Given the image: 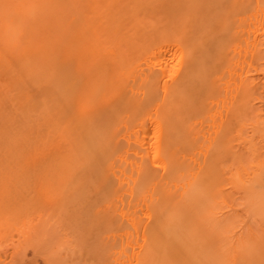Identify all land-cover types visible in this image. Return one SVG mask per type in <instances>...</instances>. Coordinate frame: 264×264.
Wrapping results in <instances>:
<instances>
[{
  "label": "bare ground",
  "instance_id": "1",
  "mask_svg": "<svg viewBox=\"0 0 264 264\" xmlns=\"http://www.w3.org/2000/svg\"><path fill=\"white\" fill-rule=\"evenodd\" d=\"M15 1L13 2L12 7H15V5L17 4L16 5V9H18L20 7V5H21V7H20L21 11H26V10L28 11V7L23 8L24 10L22 9V7H23L22 4H24L23 3L24 1L21 2L22 4L20 3V0H17L16 1L17 3H15ZM39 1H40L39 2V4H40L41 0H39ZM65 1H67V0H65ZM4 2L5 3H2V1L0 0L1 6H2V7L0 6L1 7L0 8L1 9L0 10V26H1V24L3 26L4 22L5 23L9 22V23L13 24L12 23L13 20H14L13 16H15V13H17V11L15 12V9H11V7H8L9 11H7L8 10L7 9V5H5V7L3 6L6 3L10 4V2H11L10 0H7V1L4 0ZM42 2H44V1L42 0ZM105 2L106 1L104 0V3ZM222 2H224V4H220V5L221 6L225 5L224 8H222L224 11L223 10H219V11H217L219 13H216L213 10L216 13V15H214V17H210L208 15L209 11L207 12V15L210 18H212V20H213V23H212L213 26L211 25V23H209L208 26L206 25L207 28L205 29V32L200 33V34L197 35L194 32L196 29L194 30L193 26H192V27H189V28H192L194 30L193 32H191L193 34H190V31H192L190 29H189L190 30L189 32L187 30L186 33L184 34L185 36H187V39L185 38V36H182L183 34L181 32L180 34H178V38L176 36L173 37L175 39L173 41L171 40L170 43H168V42L165 43L164 42V41H166L164 37L167 35L168 32H166V35L164 34L165 36H163L162 33H161L162 37L164 38V41L162 40V37L160 38L161 40H159L158 39L160 37L159 36L157 38V42L162 41V43H159V44L155 43V47L154 48L152 47L153 49L150 48L149 46H147L148 43L151 42L150 40H148L149 38H147L148 42L144 41V43L147 44V45L145 44V47L146 48L149 47L151 49V52H150V49H148V48L146 49L144 46H142L143 47L142 50H144V52L143 51L140 52L139 47L137 48L135 46L134 49L135 50H137V49L139 50L137 52V54L139 52L141 53V58H140L139 54H138V57L141 60L145 57L144 60H142V63L140 62L141 60L134 61V59H132L134 62L130 61L129 62L130 64L128 63V65L130 67L126 66L124 68V66L127 64V60L124 58L126 60L125 61L123 58H121L122 54L120 53V51L122 52L121 49L123 48V45L120 46V47H122L121 49H119L120 48L119 45H120V42L123 41L121 36L124 37L126 35L124 40H126V39L129 40V38H128L129 36H127V35H129V32L132 31L131 29H130L131 31L129 30V32H128L126 30L123 31V29H126V28H122V32H124L123 34H125V35L122 34L120 37L118 35H120L119 33H121V31H119L118 34H117V32H115L117 39H118V37L120 38L119 45L116 44V43H113V44L109 45V47L111 46L110 49L108 47L109 52H108V50L106 48H105V50L102 49V44H101V50H103V52L106 51L105 54H106L107 59L109 58V55H112V57H113V55H114V51L113 50L114 49L116 51L115 53H117V51H118V53H120L118 55V57H119V60L122 62V64L120 62H118V64L120 63L122 65V69H121L122 71H124L125 69L126 70H125V72H121V70L119 69L121 73H118V75L121 74V75H123L125 77L126 75L128 76V74H129L128 72H131V74H129V75L133 76L132 78L134 79V81L137 80L138 83H140L139 80L143 81V83L141 82L143 87H146L145 85H147L149 87V89L146 87L147 91L143 87H138L137 84H136L137 81L136 82L131 81L132 84L134 83V86L132 88V85H131V90H130L127 85L124 86L125 82L123 81L124 79L122 80V78H124L123 76H122L121 80H120V76H119L118 79L115 80V78H116L115 76L118 77V75L115 74L116 72H114L115 75H112L114 77L111 78L108 75L109 78L107 79L106 78L107 75H106L105 76V80H104V79H102L104 74L101 75L100 73L102 72V70H99L98 68L94 72L96 74V71H97L96 77L94 76L95 74L93 73L94 69H92L93 70L92 71V70H89L90 68L87 69L85 67L84 69L85 70L87 69V71L88 70L91 71V74L90 73L88 74L89 71L88 72L87 71L86 72L82 71L83 72L82 74L85 75V77H86L85 79H83L84 83L82 81V78L81 77L79 78V76H76V78L78 79V80L76 79L77 81L74 82V81H72V79H70L72 81V82H70L69 78H70V76H72L71 73L73 74L72 70L75 69V68L72 69V67L69 66V62H68L69 59L67 57L70 58V55H69L70 51H68L67 57L63 58V60L60 59V60L63 61V62L60 61L61 64L60 63L58 64L57 62H55L58 59L53 62L55 67H59L57 69V71L55 70L56 68L53 69V67L49 68V66H47L52 71L51 73H53V72H55V73L51 74L49 72V74H47L48 73V69L46 67H44V68L47 69V72L45 73V74H47V77H45L47 79H45L44 76L41 75V74H44V72H41L40 75H39L38 70H41V69H37L36 68V67H38L37 65H39L41 63V61H40L39 64L36 65V64H34V61L37 63L38 60L33 59V58H32V60L31 59L27 60L26 58H25L26 60L24 59V57H26V55H27L25 53V52H27V48L24 49V47L23 48L19 47L21 52L19 51V54L18 53L16 54L17 59H16L15 55L14 56L12 55V57H15V62L11 61V63H13V65L17 66L16 62H18V65H20V66H22L21 64H23L24 61L29 62V63L31 62L30 64L27 63L28 64L27 66H29V67H27V72H31L30 70L28 71V68H34L35 67L37 69L36 70L37 73H35L36 71L33 72V70H32V72H33L32 75L33 76L31 75V73H29V74L25 73V75L24 74L22 75V73L24 71L20 72V74H18L19 70H21V69L18 68V67L15 68V66L13 67V65L10 62H8L7 63V67L9 66V68H10V66H12L13 68H15V69H13L11 67L13 70H16L18 68V71H15V73L13 72L12 69H10V73L12 72V74L13 73L16 74V72H18L17 74L19 76L16 74L17 77H14L15 75L13 74V79H11L12 76L9 75L10 73L8 72L9 73L8 74L6 72V74L8 76H6V74H5L6 77L4 79L8 82L7 83L8 85L6 84V81H3V79L0 77V79H2L1 82H3L2 88L6 87L5 88V91H6L5 93H7L8 90L10 91L11 88H12V93L22 89V88H20V89L18 88V90H16L17 86L15 85L16 86L15 87L14 84L18 80L21 82L24 79L23 76H28L27 78L30 77L29 80L31 79V81L33 83H35V84L38 83V85H37L38 87H39V85L42 86L44 83H47L46 84L47 87L44 86L43 88L39 87L37 89H35L36 86L35 87L32 86V85H34V84H32V82H30L29 85L27 84L26 86L25 85L22 86V87L25 88V91L23 92L25 95L23 97L26 96V98L28 100L27 102H31L32 103L33 101H35V102H33L34 105L29 103L30 106L32 105L31 107H33L34 111L31 110V107L28 104L27 105L30 107L28 110H30V111H28L26 109H24V110H26L25 112L28 111V113H30L31 111L33 113L36 112V111H40L39 113H36V115L37 114H42L41 117H43L44 119L41 118L40 115H39V119L42 120V122L40 120H37L38 119V117H37L38 115H37L35 117L37 118L36 121H37L38 124L36 125L35 124L36 122L34 123V118H33V123L36 126H38V127L40 126L39 128H41L40 131H42L43 135H44V132H45V130H43V128H42V127H44L42 125L43 122H45L44 124H47V123L49 124L50 121L51 122L54 121V125L52 123L51 126H49L50 124L47 126V128L49 127V129L45 128V129H47L46 132L48 134H49L50 130L52 129L51 130L52 132L50 133L51 135H48L47 137H49V136L53 137L54 134H55V136H54L55 138L53 137V141L51 140L52 138L49 137V140H50L49 145L46 144L47 142H45L43 140L44 138H42L43 135L41 136L40 140H41V144L44 145L43 147H45V145L46 146L48 145L47 147L44 148L47 151L48 156L50 157L52 155V153L55 156L54 155H53V157L51 156L50 158H52V159H50V162H46L45 160H43L42 154L37 153L34 150V152H32L33 155L35 153H37L35 156H37L38 159L40 157L41 158L39 160L37 159L38 162L35 165L30 164V163H32L31 158L33 157V155H30V150L34 146H31L29 144V141H30L31 138H33L34 140L38 139V141L40 142L38 136H37L38 138L35 137L36 139L33 137L32 134H34V133L30 132L31 135H29V138L32 136L30 139L27 137L28 135L26 136V134H28V132L32 128L28 132L25 133V131L24 132L22 131V130L25 129L23 127L24 124H22L20 121L19 122L17 121L18 122L17 124L19 125V126H17L15 120H18V119H15V120L12 119V120H14V122L16 124V125L15 124H13V125H15V127H17L16 129L19 132H20V129H19L20 127H21V129L23 127V129L20 132L21 133L20 136L18 134V137L20 139L16 138L17 136H15L16 135L15 130L12 131L11 129H9V131L11 130V132H15V134L12 133V137H13V135H14V137L12 139H9V138H11V136L9 137V134H10L9 131H5V128H4V130H1L3 128H2V126H0L1 127L0 128V134H1L0 135V140L2 138L1 141H3V143L1 142L2 144L0 143L3 146V147L0 146V149H2V148L4 149V146H5V149L9 147L7 151L4 149L5 153L6 152L8 153V154L6 153L7 155H5V153L3 152L5 158L7 159V160L5 159L6 161H5L4 165H3L4 167L2 166V164L0 165V213H4V216H6L5 217L6 219L4 218L5 219V222H4L3 221L4 220L3 219L4 216L2 214H0V220H1L0 221V231H1V229L4 228V232H5L4 234H6L7 232H9V228L10 229L12 228L13 232H11L9 234V236H12V237L7 236L8 233L5 235V236H7L9 238L8 239L9 242H10V238H14L13 236H16V235H14V232H17V231L20 232L21 231L20 235L22 236V237L19 236L21 238L16 237V242L13 239L14 242L12 243V241H11L12 245L10 246L5 241H3L6 238H5V236H3L4 239H2L1 236H2L3 232H0V240L3 241V244L6 245V248H7L6 249L5 247H3L4 246L3 244H2L3 246L0 245V248H5L6 249V250L0 249V264H52V261L55 262L52 259L53 257L52 258L51 257L50 258L47 257V258H45V260H44V257H43L42 260H44L45 262L43 261L41 263L38 260L40 258V256L37 254V256H39L38 259L36 258V256H34V255H36L35 251L37 249L41 250L42 247L44 246V244H43L44 242L42 243L41 241H45L44 239L46 238V235H48V233H47L48 229L47 228H49V226L53 227V225L60 226V229H63L64 231H66L65 235L66 234H69V235L71 234V232L67 231V229H70L72 231V236H74L77 233L76 235L79 236L77 238V240H78V243H80V244L74 245V247L78 246L79 248L78 247H76V248L78 250H80L79 251L80 253H81V250L85 251V249H88V253L90 252V250H92V246L93 245H90L91 243L87 244V242H86V241H88V243H89L90 239H92V240L94 239L93 241L92 240L90 241V242H92V244L96 240H98L99 242H98L97 246L101 247V245L105 244L104 246H102V249H100V247L95 246L94 250L97 251L96 254H93V252H95V251L92 250L93 251L92 255H94L97 258L99 257V260H96L97 261L96 264L97 263L98 264L99 263L100 264H108V263L109 264H223L224 260H227V264H231V263H235L236 264V262L240 263L241 261L243 262V263L241 262L242 264H245L244 262L247 260V258L248 259L250 258L249 260L254 258L255 254L252 253V255H253L252 256L251 252H249L248 255H245L246 257L248 256L247 258L244 257V254H243V257L241 258V261H239L237 259V257L240 258V256H238L239 254L242 256V253H241L242 251L239 250L240 251L239 252L237 249L243 248L242 245L244 244V242L246 243V245H249V240H247L246 237H244L245 235L242 236L243 230L245 231L247 229V227H246V225H244L243 230H241L242 229L241 228L242 227L241 226V224H242L241 222H243L241 220H240L241 221L240 222L241 223L240 224L241 227L239 225H238L239 227L236 226L238 224V222L235 225L233 223L229 222V224L233 225V227L230 226V227H232L231 228L232 231H229L230 227L228 228V226H226V225H227L229 220L233 222L236 219L235 218L233 220V218H234L233 213H234V211L237 208L235 207L236 203L234 201H229L230 198H228L229 196H227V195L228 194L231 195L230 193L236 194V192H238L237 193V197H238V195H241L240 197L243 198V195H244V197H246V198L245 199L243 198V199L246 200L248 198L246 193H248L250 195L249 192L252 193V192L258 190V189H256V187H254L255 186L254 184L258 183V185H256L258 187H259V183L264 186L263 182H261V180L264 179V0H231L230 1L231 3L229 2V0H228L227 3H226V0H223ZM145 3H146V1H145ZM148 3H150V1ZM11 4H12V2H11ZM35 4H37V3H35ZM66 4H68V3H66ZM87 4H89V3H87ZM99 4H101V3H99ZM102 4H103V2H102ZM139 4H140V2H139ZM216 4L218 5V7H216V9H219L221 7V6L219 7V2L216 3ZM18 5H19V7H18ZM25 5L26 4H24V7H25ZM75 5L76 4L74 3V6ZM92 5H93V3H92ZM95 5H96V3H95ZM137 5L138 4H136V6ZM43 6H45V4ZM51 6L54 7L53 5H51ZM55 6H56V4H55ZM140 6L142 7L143 5H140ZM63 7H64V9H67V8H65V6H63ZM68 7H70V5ZM87 7L85 6L86 9H88ZM213 7L215 8V6H213ZM225 7H226V9H225ZM95 8H97V7H95ZM134 8L136 10V7H134ZM137 8H138V6H137ZM38 9H40V7H38ZM38 9H34L33 8V11L34 10L37 11ZM42 9H45V8L42 7ZM48 9H49V7H48ZM50 10H48V11H50ZM226 10L229 11V12H227ZM2 11H3V13H2ZM51 11H53V10H51ZM75 11H76V9H75ZM6 12H8L9 14L6 13ZM4 13H5V15H4ZM80 13H81V11H80ZM103 13H104V11H103ZM103 13H101V14H103ZM204 13L202 15L201 14L200 15L203 16ZM210 13H212V11ZM6 14H7V16H6ZM38 14H40V13H38ZM70 14L68 13V15H70ZM88 14H89V12H88ZM45 15H44V17H45ZM76 15L74 17H76ZM82 15H84V14H82ZM207 15L206 14L204 15L205 18H208ZM2 16H3V18H2ZM18 16L19 15H17V18H18ZM21 16H23V15L21 14ZM211 16H212V14H211ZM35 17H36V15H35ZM35 17H34V19H35ZM49 17H51V16H49ZM64 17H65V15H64ZM64 17L62 16L63 20L65 19ZM87 17L88 16H86V18ZM94 17L96 18L95 15H94ZM94 17H88V18H90L91 22L95 23L96 19H98L99 16L95 19V21L94 20L92 21L91 18H94ZM130 17H131V15H130ZM11 18H13V19H11ZM17 18H16L15 21H17ZM59 18H61V17H59ZM103 18H105V17L103 16L101 21L104 20ZM197 18H201V17H197ZM4 19H6V20H4ZM24 19H25V17L23 16L22 19H21V23L25 22L27 20V19L26 20H24ZM44 19L45 18H43V21H44ZM99 19H100V17H99ZM203 19L204 18H202L201 20H203ZM10 20H12V22H10ZM40 20H41V18H39L38 22ZM50 20H51V18H50ZM74 20H77V19L74 18ZM2 21H4V22H2ZM18 21H19V19H18ZM59 21H58V24L61 23ZM68 21H70V23H72L73 18H72V21L71 20H67L66 22H68ZM105 21H108V20H105ZM105 21H104V23H106ZM120 21H122V20H120ZM129 21L132 22V20H130V19H129ZM41 22H42V20H41ZM41 22H40V24H41ZM51 22H53V21H51ZM189 22H191V21L189 20L188 23ZM207 22L208 21H206V23ZM210 22H212V21H210ZM5 23H4L3 27L2 26L0 27V35H1L0 39L3 38L5 40V41L2 40L3 43H2V41H0L1 45L5 44L4 45V49H7V47H8V49L10 47H11V49H13L16 46L18 48V43H17V40H18L17 37H19L18 33L16 32V34L18 36L15 35V33H13V32H15V28H14V30H12V28H10L13 25L10 24L11 26H9V23H8V25L7 24L5 25ZM73 23H74V21H73ZM98 23H97V25H98ZM142 23L139 24L141 27L143 26ZM201 23H203V21ZM54 24H52V27H53ZM58 24H57V26L59 27ZM75 24L77 25V21H75ZM75 24L74 25H69V23H68L69 26L77 27ZM78 24H79V22H78ZM90 24H87V26H88L87 30H89V32L92 33V31H90V30H92V26L93 25L92 24L90 25ZM100 24H101V22H100ZM61 25H62V23H61ZM89 25H90V27H89ZM139 25H137V26L139 27ZM8 26H9L10 32H12L13 35L17 36L16 37V39H17L16 41H15V39H13L14 36L11 35L12 33L8 32V30H9ZM98 26H97V28H98ZM30 27H31V23H30ZM65 27H64V31L67 30V29L65 30ZM80 27L83 28V26H79V28ZM104 27L105 26H103L101 28V29H103V31H104ZM197 27H198V25H197ZM197 27H195V28H197ZM201 27H202V25H201ZM35 28H36V26H35ZM54 28H56V27L54 26ZM59 28H61V26ZM62 28H61V30H62ZM107 28H110V27H107ZM173 28H175V27H173ZM33 29H34V27H33ZM140 29H143V27L140 28ZM140 29H139V31H140ZM2 30H4V31H2ZM5 30L7 31V34H6ZM36 30H37V28L35 29V32H36ZM81 30H83V29H81ZM98 30H100V28ZM16 31H17V29H16ZM37 31L39 32L40 30H37ZM60 31H58V33ZM93 31L95 32V29H93ZM125 31H126V33L127 32L128 33L126 34ZM164 31H163V33H165ZM171 31L173 32V29ZM68 32H70V31L68 30ZM68 32L66 33V36H67ZM178 32H176V34ZM30 33H31V31H30ZM33 33H34V31H33ZM40 33H41V31H40ZM40 33H38V34H40ZM42 33H44V32H42ZM64 33H62V34L64 35ZM140 33H137V34L139 35ZM142 33H144V32H142ZM142 33H141V35H142ZM155 33H154V35H155ZM187 33H189V35H191V37L194 36V33H195V35H197L196 36L197 37V39H196L197 45H193L195 43L192 42V41L195 40L194 39L195 36L192 37L194 40L191 39V38H189L190 39L189 40ZM9 34L12 36L11 39H10V35ZM38 34H37V36H39ZM76 34H78V32H76ZM88 34H87V36L84 34V37H86V39L88 38ZM137 34H135V35L137 36ZM176 34H174V35H176ZM202 34L204 36L206 34V36L204 37V36H202ZM3 35H5V36L7 35L6 38H4ZM34 35H36V34L34 33ZM43 35H46V34H43ZM70 35L72 36V34H70ZM90 35H91V38L93 37V38L97 39V37H98V34L96 32H95V35H94V33H92ZM169 35H171V34H169ZM174 35L172 34V36H174ZM66 36H65V38H66ZM79 36L80 35H78V38H80V39L83 38V37L81 38ZM99 36H100V34H99ZM179 36H181L183 38H181ZM72 37H74V39H75V36H72ZM114 37H113V39L115 40ZM130 37H131V34H130ZM203 37L205 38L206 41L205 40L202 41ZM139 39H140V35H139ZM170 39L171 38H168V41ZM198 39H199V41H198ZM7 40H10V42L7 41ZM54 40H56V39H53V41ZM63 40H66V39H63ZM63 40H62V42H63ZM69 40H66L65 42H68ZM76 40L80 41L79 43L82 44L81 40H78V39H76ZM128 40H127V42H130V40L129 41ZM131 40H132V38H131ZM39 41H40V39H39ZM46 41H48V40H46ZM77 41H76V43H77V46L79 47ZM28 42H27V45H28ZM65 42H64V44H65ZM94 42H96V41L94 40ZM111 42H113V40ZM114 42H116V41H114ZM127 42H126V44H127ZM198 42L200 44H198ZM203 42L204 43L207 42V43L204 44ZM10 43H12L13 45L10 44ZM34 43L36 44V41H34ZM91 43H92V41L90 42V44L89 43H87V44L91 45ZM189 43H191L192 46L189 45ZM19 44H21V43H19ZM42 44H43V42H42ZM50 44L51 43H49V46H50ZM53 44H55V43H53ZM73 44L75 45V43H72V45H71L72 47L74 46ZM84 44L85 43H83L81 45V47ZM98 44H100V42ZM114 44H115V48H114ZM121 44H124L125 47L127 46V45H125V41H123V43H121ZM141 44L142 43H140V45ZM151 44L154 45L153 42ZM24 45H22V46H24ZM40 45H41V43H40ZM43 45L45 46V44H43ZM46 45H48V44H46ZM55 45H57V44H55ZM198 45H200V46H198ZM12 46H13V48H12ZM31 46L33 48V46H36V45H32L31 44ZM95 46H94V48H95ZM204 46H205V48H204ZM40 47L37 46L38 49H40ZM52 47H51V49H52ZM86 47H87V45L84 47V50H86ZM90 47L92 48V45ZM142 47H140V48H142ZM195 47H196V49H195ZM2 48L3 47H0L1 52L3 50ZM57 48H58V46L56 48L54 47L53 51L56 50ZM61 48H62V52H64L63 51V45L61 46ZM64 48H65V46H64ZM73 48H75V47H73ZM111 48H114V49H111ZM116 48H118V49L116 50ZM38 49H36L35 51H37ZM87 49H89V46H88ZM128 49H129V47H128ZM145 49L148 50V51L146 52ZM40 50H38V51H40ZM47 50H49V49L47 48ZM69 50H71V52H72V48L71 47L69 48ZM75 50H76L75 52L73 51V55L71 54L72 58H70L69 61H70V63L73 62L71 64L72 66H73V64H74V66H75V64L78 65L79 64L78 62H80L81 64H79V65L82 67V66H84L83 62H85L84 59L87 61L86 55H85L87 50L85 52L84 50L80 49V47L76 48ZM94 50H93V52H94ZM3 51H5V50H3ZM35 51H33V52H35ZM1 52H0V63L2 64L3 61L1 59H3V57H4V60L6 61L7 60L6 59L7 55L4 52H2V54H3V57H2ZM47 52H49V51H47ZM54 52L51 51V53H53V55H54ZM58 52H59V50H58ZM93 52H89V54H91V53L93 54ZM95 52H96V50H95ZM103 52L101 51L99 53V54H101L100 58H99V54H95L96 57H98V61H96V60L95 61L97 63L103 65V68H107V70H109L108 69L109 66L112 67V65L115 63V61L117 63V61H119V60L115 59V57H117V55H114V57H113V62L114 63L112 64V63H110V61L107 62L106 57H105ZM123 52H125V51H123ZM145 52H146V54H148L150 52L149 55H147L148 59H146L147 57L145 55ZM199 52H201L202 54L199 53ZM11 53L12 52H10V54ZM36 53H39V52H35L33 54L36 55ZM43 53H44V51H43ZM57 53H56V55H57ZM8 54H9V52H8ZM20 54L21 55L24 54L23 57H20ZM127 54L130 57L131 54H129V53H127ZM137 54H135V55H137ZM18 55H19V57H18ZM35 55H34V58H35ZM39 55H40V53H39ZM46 55H48V54H46ZM56 55H55L54 58H56ZM103 55H104V57H103ZM174 56H176V58H177V64L176 65L174 64L175 63L174 62ZM10 57H11V55H10ZM42 57H43V55H42ZM50 57H52V54L50 55ZM58 57H60V55H58ZM61 57H62V54H61ZM91 57H92V55H91ZM131 57H132V55H131ZM36 58H37V55H36ZM51 59H53V58H51ZM65 59H67L66 60L67 62H64ZM91 59H93V58H91ZM136 59H138V58H136ZM20 60L23 61V62H20ZM40 60H42V59H40ZM80 60H83V61H80ZM100 60L103 61V64H102V62ZM104 60L106 61V65H105ZM108 60H112V59H108ZM75 61H77V62H75ZM19 62H20V64H19ZM42 62H43V60H42ZM131 62H132V64H131ZM135 62H138V63L140 62V64L136 63V65H133V63L135 64ZM92 63H93L92 61H89V64L91 65V67H94L92 65ZM108 63H110V64H108ZM123 63L125 65H123ZM66 64H68L67 68H65ZM87 64L88 63H86V65ZM107 64H108V66H107ZM31 65H33L34 67L31 66ZM61 65H63L64 67L61 66ZM137 65H139V66H137ZM115 66H116V64H115ZM3 67H5V66H3ZM81 67L79 69H81ZM136 67H139V68H136ZM1 68H2V66H1ZM9 68H8V70H9ZM68 68H71L72 72ZM133 68H136V70H134ZM60 69H62L63 72ZM64 69H65V71H64ZM76 69L78 70L77 67H76ZM5 70H7V69H5ZM22 70H24V69H22ZM107 70L105 71V69H104L105 72H107ZM111 70H112V68H111ZM130 70H132V71H130ZM2 71H4V70H2ZM104 71H103V73H105ZM98 72H99V75H101V76L98 75ZM205 72H207V73H205ZM210 72H211V74H210ZM67 73L70 74V75L68 74L69 78L67 77L68 76ZM1 74H2V72H1ZM86 74H87V76H86ZM209 74H210V77H209ZM62 75H64V77L66 79L64 77H62ZM83 75H81V76L84 78ZM38 76L39 77L41 76V78L36 79V78H38ZM197 76L201 77L200 78L201 81H199V78ZM204 76H206V77H204ZM207 76H208V78H207ZM34 77L36 79L35 80L36 82L34 81ZM48 77H50V78H48ZM88 77L90 78V80L93 77V79H92L93 81L91 80V82H89L90 80H89ZM211 77H212V79H211ZM15 78H19V79L17 80ZM27 78L25 77V80L22 81L23 84L29 81V80L28 81L26 80ZM42 78H44L45 80L44 79L41 80ZM97 78H100V79H98L99 81L97 80L95 82V80ZM128 78H129V76L127 77V79L125 77L126 80H129ZM63 79H65V82H67L66 84H68V87L66 86V88H65L66 84H65ZM79 79H80V82H79ZM195 79H196L197 83H196ZM11 80H12V82H10ZM37 80H39V82ZM74 80H75V77H74ZM86 80H87V82H85ZM13 81L15 83L11 85L10 83H13ZM19 81L16 84H19L20 83ZM56 81H57V83H55ZM101 81H103L102 82L103 84L105 82L108 83V84L112 82L111 85H113V86H110V87H112L110 89V91H111L110 93L111 94L108 96V100H107V98L105 99V97H104L105 90H106V88H105L104 95L100 94L101 99H104V102L101 99H99L100 96H99V98H96L99 94L95 97L96 98L95 101L97 102L96 104H99V103L102 102L101 105H103V103H105V102L107 104L109 103L110 104V106H109L110 109H109L108 105H106V103L104 104L105 106L103 105L105 108L103 106L101 107V105H99L102 108V110L99 113L97 112L98 114L97 113L96 114L98 115V118L101 119V116H102L101 114H102V112L106 111L105 110L106 108H108L109 111L113 112V111L116 110L115 108L117 106L120 107L119 109L117 108L118 111L116 110L117 114H116V112L113 113V114L111 112L109 113V111L107 109L108 114H110L109 115L110 117L107 118V120H106V121H108V119L109 120L112 119V116H113L114 117L112 119L113 124H115V125L117 124L116 125L117 127H118V124H120V123H121V127H122V123H124L123 124L124 125L123 126L124 130L122 129L123 131H120V133H119V128H117L115 125L113 127L111 125V129L112 130L110 129V124L108 125L107 123H106L108 125L107 127H109L108 129H106L107 128L106 125L105 126L104 125L100 126L101 125L100 124L98 126V124H96L97 123V121H96L97 119L96 120L94 119L96 121V123H95V121H93L94 124H93V122H91V124H89L90 121L88 120V125H87V121L84 122V120H87L86 117H85V119H81L82 117H84L83 116L84 113L82 112L83 113V115H82L78 111L79 108L78 109L76 108L77 110H75V111L72 110V108L75 109L74 106L79 107V105H76V102L79 104L80 101L82 103V101L85 100V99H83V97L86 98V99H89V98H87V96H81L82 99H80V101H79L80 95H83V94H81V91L85 92L86 89H89V91H91L93 89L91 87H97V86L99 87V84L102 85V83H100ZM108 81H111V82H108ZM116 81L117 82L121 81V83L123 81L124 83H122V86L126 90H124L123 87L121 86V84L117 83ZM190 81L191 82L194 81L193 84H195V86H193V84H191ZM1 82H0V85H1ZM41 82H42V84H41ZM113 82H114V84H113ZM131 82H129V83H131ZM59 83H60V85H59ZM75 83L80 84L81 86H83V85L84 86L81 87L80 85H78V87L80 86L78 88V87H76L77 86V84H76L75 87L78 88V89H75V88H73V85ZM81 83H83V84H81ZM85 83H86V85H85ZM188 83H189V85H188ZM4 84H6V85H4ZM63 84H64V86H63ZM118 84H120V87H122V88H120ZM9 85H10V87H7ZM57 85H59L60 89L58 87H56ZM61 85H62L63 89L60 87ZM128 85L130 86V84H128ZM11 86L15 87V91L13 89L14 87H11ZM54 86H55V88H54ZM103 86H105V84ZM135 86H137L140 89L139 90L135 89L134 88ZM139 86H141V85L139 84ZM186 86L189 87V88L191 86L190 90H192V91L188 90V88L186 90V92L187 91L190 92L189 95H185L186 93H185V89L184 88ZM19 87H20V85H19ZM108 88H109V86H108ZM141 88H143V90ZM194 88L196 90H194ZM64 89H67V90L71 89L73 94H74L73 97H76V98H72L73 94H71V96H70V94L68 95L69 91L65 90L68 93L64 94L63 93V92H65ZM99 89L102 90L103 88L101 87ZM127 89L130 90L131 92L130 91L127 92ZM150 89H152L151 90L152 93L154 92V89H157V92L155 90V93H153L154 95L156 93H158L157 95L161 94L159 97L156 96L157 100L153 99L152 96H150V94L152 95V93H150V91H149ZM0 90L2 91L1 86H0ZM3 90H4V88H3ZM22 90H24V89H22ZM62 90H63V92H62ZM75 90H78L77 91L78 93H76ZM101 90H99V92ZM121 90L124 91L125 93L124 92L122 93ZM140 90H142V91H140ZM9 91H8V94H10L11 97L15 98L16 95H14V94H16V93L11 94V91L10 92ZM79 91H80V94H79ZM93 91H94V89H93ZM95 91H96V93H98L97 89H95ZM181 91H182V93H181ZM88 92L86 91L85 93L87 94ZM108 92H109V90H108ZM113 92H114V95L116 97L112 95ZM118 92H119V94H118ZM145 92H146V96H145ZM89 93H88V95L91 94V93L90 94ZM92 93H94V92H92ZM128 93L129 94L131 93V95L129 96ZM148 93H150V94H148ZM192 93H193V95H192ZM0 94H1V92H0ZM3 94H1L0 105H2L3 104L2 101L7 98V97H5V94L4 95ZM76 94H77V96H76ZM78 94H79V96H78ZM122 94L123 95L126 94L125 97H123ZM194 94H195V96H194ZM41 95L43 96L42 98H44V97L45 98L41 99ZM107 95H108V93H107ZM147 96H148V98L151 97L150 99H153V100H144L145 97H146V99H148ZM11 97L10 98L8 97V98H9V100L11 99L10 100L11 103H14V104H12V106L14 108H16L15 110L17 111V114H18L19 112H18L17 107L19 105H17V104H19L20 102L19 103L18 102L17 103L13 102V101H16V100L11 98ZM17 97H19L18 94H17ZM38 97H40V98H38ZM111 97L114 98V99H112ZM120 97H122V98H120ZM137 97L141 101L137 100L138 99ZM168 97H171V99L169 98V100H172V101H174L173 103H175V104L177 103V104L176 105L173 104V103L171 104L172 101H169L167 99ZM2 98H4V99H2ZM90 98H93V97H90ZM116 98H118V99H116ZM125 98H127V99H125ZM19 99H21V98H19ZM38 99H40L41 101L43 100L42 101V103L44 102L43 105H41V102H40V100L38 101ZM63 99H64V101L66 103L68 101V103H67L68 106L71 104V102H73V104H72L73 107H71L72 105H70V109H71L70 112L68 111V107L66 108L67 111H68V114L70 113L71 116H69L67 114V111L65 109V103L64 104L62 103ZM110 99H112V101L115 100L116 102H120L121 101V103H119L118 105H117V103H115L117 106L114 107L115 104L113 105V103H112V101H110ZM184 100H186V101H184ZM5 101H7V100H5ZM5 101H4L5 105L4 104L3 105L6 107L7 103L10 104V102H8V101L5 102ZM188 101H189V104L192 107L194 106L193 108L188 104ZM84 102H86V101H84ZM129 102L131 103L132 106H128V105H130ZM140 102H142V103L140 104ZM182 102L184 103V105H183ZM195 102L196 103L198 102V104H196ZM45 103H47L46 105L50 106L51 108L48 107V106L46 107ZM137 103L140 104V105H142V104L143 105L139 106V105H137ZM165 103H167V104L169 103V105L166 106ZM96 104H94V106ZM121 104H122L123 110L125 108V112L126 113H127L126 108L128 109V107H129V109H131L130 115H128L129 116V120H128V117L125 119L126 116L123 114L124 111L121 110ZM134 104L136 106H134ZM170 104L174 105L175 108L176 107L178 108L177 112H179L181 108H183V109L185 108L184 109L185 111L187 109L188 113H185V111L182 112V113H179V115L181 114L182 116H183V113H185L184 116H186V114H188L187 117H185V118L179 116L180 117L179 120L181 118H183L184 122L186 121L182 125L181 123H183V121L180 120V122L182 121L180 124L182 126H184L182 128V126L179 125L181 127V128L179 127L180 131H182L181 129H184V130L186 129L188 132H190L189 130L192 129L191 132H190L191 135L189 134L190 136H188L189 139L185 136L186 135L185 133H187V132H185L184 130L182 132L179 131L180 134L183 133L182 135L179 136V137H181V139L183 138L182 137L183 135L185 136L184 139L186 140V144L183 143V142H185L184 139H183L184 141L182 142L181 139L180 140L178 139L179 137L176 138L178 133L176 134V137L174 136L173 133H176V131L178 132L179 129L176 128L177 129L176 130L174 125H173V123H172L173 126H171L170 128L167 125L168 123H166L167 120L165 121L166 124L164 123L163 118L165 117V119H167L166 117H167L168 113L171 116L173 115V113H170L172 110H175V113H176V109L173 106L170 107ZM178 104L181 106L180 108L177 106ZM192 104H194V105H192ZM84 105L86 106L87 104L84 103ZM84 105H82V106H83L84 109H86ZM88 105H90V104H88ZM7 106H9V105H7ZM10 106H11V104H10ZM94 106H92V107H94ZM133 106L136 107V108H134ZM41 107H42V109H40ZM132 107L135 110H133ZM137 107L142 109V110H140V109L138 110ZM141 107H143V108H141ZM164 107L165 108H167V107L169 108L170 107L169 108L170 110L172 108H174V109H172L171 111L169 110L170 112L166 113L167 111L165 112V108ZM9 108H7V109L9 110ZM48 108L50 109V111H49ZM19 109H20V107H19ZM87 109L88 110L91 109V106H90V108L87 107ZM113 109H115V110H113ZM183 109H181V110H183ZM189 109L190 110L192 109V110L189 112ZM193 109H194V111H193ZM5 110H6V108H5ZM12 110H14V109L12 108ZM52 110H53V112L56 113V116H55V114L52 113ZM63 110L66 111L65 114L62 113V112H65ZM166 110H168V109H166ZM0 111H2L1 110V106H0ZM3 111H4V109H3ZM3 111L0 112V113L3 114ZM7 111L4 114L7 115V113H8ZM16 111H13V113L14 112L16 113ZM57 111L60 112V114L63 115V116H61L59 113H57ZM71 111H72V114H71ZM77 111H78V114H77ZM97 111H99V110H97ZM129 111L130 110H128V113H129ZM138 111H140V113ZM9 112H10V110H9ZM43 112H45L44 115H43ZM48 112H49V114H48ZM120 112L122 113V116L120 115L121 114ZM162 112H164L163 114H165V113L166 114L163 116ZM15 113H14L13 117H15ZM190 113L193 114L194 117ZM194 113H197V115L194 114ZM2 114H0V116H1L0 119L4 118L6 120L7 117L3 116ZM21 114H22V112H21ZM30 114L29 115L28 114H23L22 115V116H24V115L26 116V117L24 116L25 117L24 119L27 118L26 120H27V123L29 124L28 127L32 126V125H30V123L32 122L31 118L34 117V116H32V114L31 115ZM94 114H95V112H94ZM94 114L92 112V115H94ZM111 114H112V116H111ZM27 115H28V117H27ZM66 115L68 116L67 118H66ZM78 115H81L82 117L78 116ZM97 115H94V116H97ZM115 115H117V117H119V115H120L121 116V120L124 118L122 120L123 122L121 120H118V122H117L118 118L115 117ZM136 115H137V119L135 117ZM170 115H168V116H170ZM174 115L177 116V113L174 114ZM9 116H10V114L8 115V117ZM86 116H87V114H86ZM130 116H132L131 120H130ZM188 116H191V117H189L190 119L188 118ZM29 117H30V119H29L30 122L28 121ZM61 117H65V118H62V120H61L60 119ZM18 118H20V116ZM48 118L49 119L53 118V120L52 119L48 120ZM71 118H72L71 122H74V124L73 123L72 124L69 123ZM55 119H57V120H55ZM63 119L65 120V122H66V119H67V123H69V124L67 125V123L62 122ZM169 119H170V117H169ZM174 119H176V118H174ZM191 119L193 121H195V122H193ZM171 120H170V123H171ZM187 120H188V124H187ZM1 121L3 122L2 119L0 120V122ZM125 121L126 122L131 121L133 124L131 122H128V124H127ZM189 121L193 122V123L190 122V123H192V125L195 123L194 126L189 124ZM2 122H1L0 125L3 124V127H4V125L7 122L6 121H4L6 123H4V122L2 123ZM14 122L12 121L11 123H14ZM176 122L177 121H175V123ZM11 123L9 125H11ZM56 123H57V125H55ZM98 123H99V121H98ZM76 124H78V125H76ZM80 124H82V125H80ZM102 124H103V122H102ZM177 124H178V122H177ZM177 124H175V126ZM9 125H7L8 128H11L13 126L12 125V126L9 127ZM20 125H23V126H20ZM70 125H73V127L70 126ZM185 125H187V127H185ZM36 126H34L33 129L34 128L36 129ZM66 126L72 127V131H73V129L74 130L76 129V131H73L72 134H75V132H77V134L78 133H80V134H78V135L75 134V137H74V135L71 136L73 138L72 139L71 137H69L70 135H72L71 132L70 133L68 132V137L70 138L68 140V138H66L65 134H63L66 130H69L68 127H66ZM97 126L99 127L98 131H97ZM162 126H164V128ZM165 126H166V128H165ZM79 127L81 129V132H80ZM86 127L88 129H84ZM90 127L91 128L93 127V129H91L92 131H91V134H90L92 138L89 136ZM188 127H190V129H187ZM195 127H197V128H195ZM64 128H65V131H64ZM114 128H116V131H118V133L121 134V135H118V136H120L121 141L123 140L122 144H120V138L116 137L117 136L116 133H115V135H116L115 138L112 135L109 136L110 132H113V134H114V132H115V131H113ZM101 129H102V131H104V130H105V132L107 131L106 133H108V135L104 134V136H99V134H101V132H102V131H100ZM170 129L172 130V133H171ZM205 129H206V131H205ZM70 130H71V128H70ZM109 130H111V131H109ZM169 130H170V132H169ZM1 131H2V133H1ZM4 131H5V134H3ZM56 131H57L58 135L60 134V136H62L61 139H60V137H58L56 135ZM62 131H64V132L62 133ZM167 131L169 133H167ZM6 132H7V134H6ZM19 132H17V133H19ZM22 132H23L24 135L22 134ZM38 132H36V133H38ZM82 132H84V133L88 132V137H90V138L88 139L87 135H85V138L87 139V142L85 141L86 139L85 140L83 139V137H84L83 135L84 134ZM96 132H98V133H97V135L95 137L94 134H96ZM105 132H102V133H105ZM163 132H165V133H163ZM66 133H67V131H66ZM38 134H40V132ZM3 135H5V136H3ZM6 135H7V137H6ZM22 135L24 136V138L21 137ZM106 136H108L110 140L108 138H105ZM25 137L28 138L29 141L28 140L24 141V139H26ZM56 137L58 138V140H57ZM97 137H99L98 138L99 141H98ZM100 137H102V138H100ZM94 138H96V139H94ZM64 139H67V140L64 141ZM81 139H82L83 144L81 142ZM187 139L189 141L191 140V142L187 141ZM12 140H14V142ZM32 140L30 142L34 143V140L33 141ZM4 141H5V143H4ZM42 141H44V142H42ZM51 141H52V144H50ZM55 141H58V142H55ZM91 141H93L96 145H93V142H91ZM103 141H105V142H103ZM114 141H115V143L119 141L118 143H116V145L117 144H120V145H118V146L112 145V144H114ZM177 141L179 142V144L176 143ZM16 142H17L18 145L14 146V144ZM60 142H62V143L63 142L64 143L67 142L66 143V145H67L66 147L67 148L63 147V144L60 143ZM68 142H69L70 145H68ZM84 142H86V143H84ZM109 142H110V144H109ZM111 142H112V144H111ZM188 142H189V144H188ZM7 143H8V145H7ZM180 143L181 144L183 143L182 144L183 146H181V147L180 146H176L177 144L181 145ZM80 145L81 146L84 145V148H82ZM88 145H89V147H88ZM90 145L91 146L93 145L94 147H90ZM30 146H31V149L29 150ZM57 146H58L59 149H57ZM12 147H14V149L10 150V149H12ZM177 147H178V149H177ZM47 148H48V150H47ZM63 148H65V149H63ZM113 148L115 149V151H114ZM20 149L22 151L25 150V151H23L22 156L20 155V153L22 152V151H20ZM27 149H28V151H26ZM33 149H32V151H33ZM78 149H79V151H76ZM10 151H12V152H10ZM48 151H49V153H48ZM50 151H51V153H50ZM67 151L70 152L69 154H71V152H72L73 155L66 154V153H68ZM17 152H20V153H17ZM55 152H56V154H55ZM110 152H111V155H110V157H108L109 156L108 153H110ZM176 152H177V156H176ZM179 152H181V153L179 154V157H178V153ZM183 152H185V154H183V156H181V154ZM58 153L60 154V156H59ZM74 154H75V159L73 158ZM18 155H19V157H17ZM58 156H59V158H58ZM61 156L63 158L67 157V158H70V160L71 159L74 160V163L76 162V159H77L76 165L73 164L70 160H69L70 161L69 162L68 159H67V162H65L66 159H65V161L61 160L62 159ZM84 156H85V158H84ZM259 157H260V159H258ZM20 158H21V160H20ZM107 158H110V159H107ZM84 159H86V160H84ZM59 160H61V161H59ZM222 161L224 163H228V164H224V165L222 164V166L220 167V165H219L220 163L219 162H222ZM16 162H18V163H16ZM60 162H61V165H60ZM87 162H88V164H87ZM9 163H10L11 167L9 166ZM39 163H41V164H39ZM83 163H84V165H83ZM89 163H91L94 168H92L91 164H89ZM246 163H247V167H246ZM20 165H21V167H20ZM80 165L82 166V172L85 173V176L81 172V168H80L81 166ZM85 165L86 166L89 165V166H87L88 168ZM214 165H216V166H214ZM22 166H23V168H22ZM24 166H25V168H24ZM248 166H249L250 169L247 170ZM85 167L87 169V173L84 172ZM74 169H76V171L79 172V173L76 172V174H75ZM89 169H91L92 171L89 170ZM40 170H42V174L40 173L41 172ZM89 171H91V172L95 171V173H91ZM212 171H214V172H212ZM19 172H20V174H19ZM216 172H217V174H216ZM15 174L17 176H15ZM77 174H79V175H77ZM86 175H88V176H86ZM262 176H263V178H261ZM77 177L79 179L80 178L82 179L83 177L84 178L85 177H87V178L90 177L91 179L92 178L93 179H92V181H90L91 180L90 179L89 180L90 182H88L87 180L85 181V179H86L85 178L84 180H82V182H81V180L78 181V182H81V183L76 184ZM94 177H95V180H94ZM98 179L100 180V182L98 181ZM13 181H15L16 183L13 182ZM95 181L98 183V186L95 184ZM83 184L88 186L89 188H91V186H92L93 190L95 192L91 191L92 188L89 189L88 187H85ZM263 186H261V187H263ZM94 187H96V188H94ZM241 187H244V189H242V190L239 189ZM99 188H101L100 191L98 190ZM201 188H202V190L199 191V189H201ZM84 189L88 193H91V192L94 193V195L92 193H91V195H89V196H91L93 198L94 202L93 201L90 202L92 199L88 195H83V194H85ZM88 189L91 192H89ZM203 189L205 191V194H206V192H208L209 194H212V193H210V190L214 191V192L212 191L213 194L211 196L208 194L211 198H209V196H207L205 194H204V197L205 196L206 197L205 198L203 197V193H204ZM254 189H256V190H254ZM96 191H97V194H96L97 196H95ZM259 191H261V192L258 193ZM259 191H256L253 194L254 197H252V198L254 199V202L261 204L260 202L255 201V199H257L255 196H257L259 194L260 195L262 194V196L264 195L263 188H260ZM31 192L33 193V195H32ZM99 192H101V195L100 194L98 195ZM198 192L199 193L203 192V193L202 194L201 193L198 194ZM196 193L198 195H196ZM242 193H244V194H242ZM29 194H31L32 196L29 195ZM199 195H201L202 198L198 197ZM196 196H197L198 200L200 199L199 201L196 200ZM212 196H214V201L213 202L216 203V204L213 203V205H215L216 207L213 206L212 203H209L207 205L208 207H205L206 206V202L208 203L209 201L213 200ZM94 197H96V198H94ZM98 197H100V198H98ZM257 197H260V196H257ZM207 198L210 199V200H208ZM263 198H264V196H263ZM202 199L207 200V201H204L203 207H205V208L202 207V204H203V202H201V201H203ZM253 199H252V201H253ZM85 200L87 202V203H85L87 206L84 204ZM257 200L263 201V199H261V198H259ZM100 201H102V202L100 203ZM230 202L234 203V205L232 203L230 204ZM112 203H114V205L116 204L114 206V208L112 206ZM199 203H202L201 207L203 208V210H204L203 212L204 213L202 212V209H201V213L200 214L202 215V213H203V216L199 215L200 208L194 210L195 208L199 207V205H200ZM101 204L103 205L104 209L106 207L105 210L102 209V207H101L102 205ZM192 204H193V207H192ZM222 205H225V206L222 207ZM82 206H85V207H82ZM226 206L230 207L229 209H231V208L233 209L234 207L236 209L235 210L231 209L228 212L226 210V209H228V208H226ZM249 206H251V204ZM256 206L257 205H255V207ZM259 206L261 207V205H259ZM252 207H253V205H252ZM84 208H86L88 210L85 209L86 211H84ZM261 209H262V207H261ZM197 210H199V211H197ZM254 210L257 211L256 208H254ZM255 211L253 213H255ZM260 211H261V213L264 212V210H260ZM8 212H9V214H8ZM83 212H85V213H83ZM98 212L102 213L103 215L98 214ZM230 212L232 213V216H230V215L229 216L232 219H230V217L227 214V213H230ZM20 213H23V214H20ZM30 213L32 214V217H29ZM82 213H83V215L85 214L87 216V218L85 216V221L83 219L84 216L82 215ZM225 213L227 214L229 219L226 218L227 216L225 215ZM235 213L239 214V212H235ZM250 213L252 214V210L249 211V214ZM261 213L258 215V212H257V214L255 213L254 215H257L258 217H260ZM5 214H8V217L9 216L10 217L8 218L7 215H5ZM24 214H25V216H23ZM194 214H196V215H194ZM21 215L24 218H22ZM239 215H243V214L240 213ZM254 215L252 214V216H251V222L254 221L252 219V217ZM19 216L23 220L22 224L20 225L23 228L20 231H19V229H21V227L17 226L18 228L16 230L13 228V226L16 228V223H18L17 219H18ZM1 217H2V219H1ZM12 217L13 218L15 217V220L17 221L15 224H14V222L9 221V220L13 219ZM142 217H145V218H142ZM258 217L257 218L255 217L257 221H258ZM10 218H12V219H10ZM261 218H263V217H261ZM261 218H259V221H260ZM143 219H145V220H143ZM226 221H227V223H226ZM222 222L224 224H226L225 225L226 229L225 228L224 229L227 232H225V230L223 228L220 231V227L222 226L221 225ZM261 222H260L259 225L264 224V219H262ZM1 223L2 224L6 223L8 226L7 225L4 226ZM244 223H245V221H244ZM254 223H255V221L253 222V224ZM10 224L12 225V227L10 226ZM19 224H17V225H19ZM102 225H103V227H102ZM113 225H115V226H113ZM234 226H236V228H235L237 230V231L235 230L236 232L233 230ZM104 227H105V229H104ZM202 227H203V229H202ZM263 227L264 226H262V228ZM74 228H76V229H74ZM227 228H228V230H227ZM237 228H240V229H237ZM45 229H47V230H45ZM262 230H264V229H262ZM54 231H55V229H54ZM240 231H242V232H240ZM73 232H74V235H73ZM237 232H240L241 235H240V233H238V235L236 236ZM61 233H62V231H61ZM210 234L212 236H209ZM243 234H245V233H243ZM18 235L19 234H17V236ZM41 235H42V237H41ZM97 235H98V237H97ZM254 235H255V233L252 234V236H254ZM200 236H201V238H199ZM203 236L205 238H207L206 242L204 241L206 239L203 240V238H202ZM213 236H215L214 239L212 238ZM69 237L66 238V240L68 239L67 242L69 240L72 241L71 239H69ZM93 237H95V238H93ZM100 238H101V241H103V244L100 243V240H99ZM102 238H103V240H102ZM221 238L224 239L223 240L224 244H223V242H221V240H220ZM225 238H226V240L230 239L229 240L230 242L227 240L226 243H225ZM243 238L245 240H247V242ZM200 239L203 242H205L206 245L202 244L203 242ZM213 240H214V242H213ZM32 241H33V243L35 241V245L36 246H34L32 244ZM104 241H105V243H104ZM106 241H109V244H110V241H112V243L114 241L113 245L115 244L116 241L117 242L120 241V245L118 246L116 244V246H113L112 243H111L110 244L111 246H110L108 243H106ZM198 241H200L201 247H203L204 250L202 248V251H201L200 243ZM219 241H220V243L218 244ZM207 243H210V244H207ZM213 243H215V244L213 245ZM71 244H72V242H71ZM71 244H69V245L73 246ZM85 244H86V247H88V245H90L91 247H88V248L83 247V246H85ZM254 244L256 245V243H254ZM208 245L210 246L209 248H212L213 250H211V249L209 250ZM238 245H240V246H238ZM28 246L33 247L32 250H35L33 252L32 256H30V257L27 255V250H28L27 247ZM237 247H239V248H237ZM245 247H246V249L248 251L249 250V248H248L249 246L247 247V246L244 245V251L246 250ZM260 247H262L260 249L264 250L263 249L264 246H260ZM98 248L101 251H99ZM205 248L206 249L208 248L207 249V253L205 252ZM214 248H215V250H214ZM46 249L43 248L44 251H48ZM49 249H51V248H49ZM78 250L75 251L77 253V255L79 253V252H77ZM44 251H42V252H44ZM59 251H60V249H59ZM86 252H87V250L85 251V253ZM259 252H261V250ZM46 253L47 252H45L44 255ZM70 253L72 254L73 252L70 251ZM50 254L52 255L53 253H51L50 250H49V254L47 256H49ZM90 254H91V252H90ZM64 255H66V254H64ZM80 255H79V257H83V255L82 256H80ZM96 255H98V256H96ZM101 255L105 259H102L103 257ZM88 256L89 255H86V259H87ZM256 256H257L256 258L261 256L260 257L261 262H260V260H259V262L261 264L262 263L264 264V262H262L264 260V256L263 257H262V255H256ZM79 257H76V258H79ZM89 257H91V256H89ZM107 257H108V259H106ZM243 258H246V260L243 259ZM88 259H90V258H88ZM242 259L245 260V261H243ZM77 260H75V261H77ZM104 260L106 261V263H105ZM249 260H247L248 264H256L257 263V262L255 263V261H254L255 258L253 259L254 262L251 260L252 262L250 261L251 262L250 263ZM256 260H258V259H256ZM66 262L68 263V261H66ZM247 262H246V264H247ZM90 263L92 264V262H90ZM64 264H65V262H64ZM224 264H226V262Z\"/></svg>",
  "mask_w": 264,
  "mask_h": 264
},
{
  "label": "rangeland",
  "instance_id": "2",
  "mask_svg": "<svg viewBox=\"0 0 264 264\" xmlns=\"http://www.w3.org/2000/svg\"><path fill=\"white\" fill-rule=\"evenodd\" d=\"M1 1H2V3H5L4 0H1ZM5 1H7V0H5ZM10 1L12 2V4H11V2H10V4H7V3H6V4H4L3 6L5 7V5H7V9H8V7H11V9H15V12L17 11V13H15V16H13L14 14L11 12V13L13 14V15H12V14H11V15L13 16L14 20H13V22H12V20H10V22H12L13 24H11V23H9V22L5 23L4 21H2V22H4L5 25H6V24L8 25V23H9V26L13 25V26H11L10 28H12V30H14V28H15V32H13V33H15V35H17V34H16V32H17L18 35H19V37H17L18 35L15 36V35H13L12 32H10L9 26H8V29H9V30H8V29H7V30H8V32L12 33L11 35L14 36L13 39H15V41H16L17 39H18L19 41L17 40L18 48H17V46L14 47V48H13V46H12L13 49H11V47H10L11 45H10V46H9V47H10L9 49H8V47H7L8 50H7V49H4V45H5V44L1 45V42H0V47H3L2 49L5 50V51L2 50V52H4V53L7 55V58L5 57L7 60L5 61V60H4V57H3V54H2V52H1V50H0V52H1V54H2V57H3V59H1V60L3 61V63H2V64L0 63V65L2 66V68H1V66H0V75H1L0 77L3 79V81H6L4 78H5L6 76H8V75L6 74V72H7V73H8V72L10 73V69H12L14 66H15V68L18 67V68L21 69V70H19V73L16 72V74H17V73L20 74V72H23V71H24V72L22 73V75H23V74L25 75V73H26V74L31 73V75H32V73L35 72L37 69H41V70H38L39 75H40L41 72H44V74H41V75H43L44 78H45V77H47V74H49V72H50V73L52 72L49 68H52V67H53V69L56 68V69H55L56 71H57V69L59 68V67H55V65L53 64V62H54L55 60L58 59L57 61H55V62H57L58 64L60 63V61L63 62L62 60H63V58L67 57V53H68V51H70V54H69V55H70V58H72V57H71V54L73 55V51L75 52V51H76V50H75L76 48H79V47H80V49L84 50V47H85L86 45H87V47H86L87 52H86V50H84V51L86 52L85 55H86V59H87L88 62L84 59L85 62H83V63H84V66H82V67L79 65V64H81L80 62H78V63H79L78 65L75 64V66L78 68V70L76 69V67L74 66V64H73V66L71 65L73 62L70 63V61H69L70 58L67 57V58L69 59V60H68V62H69V66L72 67V69L75 68L74 70H72V71H73V74L71 73L72 76H70V78H69V75H70V74L67 73V75L69 74V75L67 76V77L69 78V80L72 79V81L75 82V81L78 80V79L76 78V76H79V78L81 77V78H82V81H83V79H85L86 77H85V75L82 74V73H83L82 71H85V72H86L87 69H89V68H90L89 70L94 69V71L92 70L93 73L95 72V70H97V68H98L99 70H102V72H101L100 74H101V75L104 74V75H103V78H102V79H104V80H105V76H106V75H107V76H106L107 79L109 78V76L112 78V77H114V76H112V75H115V74L118 75V73L125 72V70H126V69H125V70L123 69L124 71L121 70V69H122V65H121L122 62L119 60V57H118V55H119L120 53L122 54V57H121V58H123V59L125 58V59L127 60V64H126V65L123 63V65H125L124 68H125L126 66L130 67V66L128 65V63H129L130 61L134 62V61L141 60V59H140V58H141V53H140V52H142V51L144 52V50H142V49H143L142 46L145 47V44H146V43H144V41H145V42H148V40H150L151 42H149L148 45H147V44H146V45L149 46L150 48H152V47L154 48V47H155V43H158V44H159V43H162V41L157 42V38L160 36L158 39L161 40L160 38L162 37V35L165 36V35H166V32H168L167 35H166L167 37H166V36L164 37L166 41H164V38L162 37V40H163L165 43H167V42L170 43L171 40L173 41V40L175 39V38H173V37H175V36L178 38V34H180L181 32H182V34H183V35H182V34H181V35H182V36H185L184 34L186 33L187 30H188V32H189L190 30H192V31H190V34H193V33H191V32H193L195 29H196V30H195L194 32H195L197 35L200 34V33H203V32H205V29L207 28V26L209 25V23H211V25L213 26V24H212V23H213V20H212V18H210V17H214V15H216V13H219V12H217V11H219V10H223L222 8H224V6H225V5H222V6H223V7H222V6L220 5V4H224V2H222L223 0H220L221 2H220L219 0H218V1H217V0H216V1H215V0H105V1H106L105 3H104V0H93V1H92V0H75L76 2H75L74 0H73V1H72V0H67V1H65V0H57V1H56V0H47V1H46V0H43L44 2H42V0H41V3H40V4H39V2H40L39 0H20V3L24 1L23 3L26 4L25 7H24V4L21 3V4L23 5L22 9L28 7V11H27V10H26V11H21V10H20V9H21V8H20L21 5H20V7H19V5H18L19 8L16 9V5H17V4L15 5V7H12L13 2H14L15 0H14V1H13V0H10ZM16 1H17V0H16ZM16 1H15V3H17ZM64 1H65L66 3H68V4L70 3L69 5H70L71 8L68 7L69 5L66 4ZM96 1H97V2H96ZM98 1H99V2H98ZM145 1H146V3H145ZM149 1H150V3H148ZM230 1H231V0H229V2H230ZM63 2H64L65 4H64ZM85 2H86V3H85ZM90 2H91V3H90ZM102 2H103V4H102ZM107 2H108V3H107ZM139 2H140V4H139ZM218 2H219V7H220V6H221V7H220L219 9H216V7H218V5H217L216 3H218ZM227 2H228V0H226V3H227ZM20 3H19V4H20ZM35 3H37V4H35ZM52 3H53V4H52ZM57 3H58V4H57ZM74 3L76 4V5H75L76 7L74 6ZM87 3H89V4H87ZM92 3H93V5H92ZM95 3H96V5H95ZM99 3H101V4H99ZM106 3H107V4H106ZM226 3H225V4H226ZM230 3H231V2H230ZM38 4H39L40 6H39ZM42 4H43V5L45 4V6H43ZM55 4H56V6H57V5H58V6L56 7ZM59 4H60V5H59ZM98 4H99V5H98ZM136 4H138V5H137L138 8H137ZM147 4H148V5H147ZM36 5H37V6H36ZM46 5H47V6H46ZM49 5H50V6H49ZM51 5H53L54 7H52ZM77 5H78V6H77ZM81 5H82V6H81ZM94 5H95V6H94ZM140 5H143V6L141 7ZM144 5H145V6H144ZM228 5H229V4H228ZM230 5H231V4H230ZM0 6H1V3H0ZM32 6H33V7H32ZM63 6H65V8H67V9H64ZM80 6H81V7H80ZM85 6H86V7L88 6V7H87L88 9H86ZM89 6H90V7H89ZM93 6H94V7H93ZM100 6H101V7H100ZM139 6H140L141 8H140ZM213 6H215V8H214ZM226 6H227V5H226ZM1 7H2V6H1ZM1 7H0V8H1ZM35 7H36V8H35ZM38 7H40V9H38ZM42 7L45 8V9H42ZM48 7H49V9H48ZM60 7H61V8H60ZM74 7H75V8H74ZM95 7H97V8H95ZM134 7H136V10H135ZM230 7H231V6H230ZM33 8H34V9H38V10H37V11L34 10V11H35V12H34V11H33ZM89 8H90V9H89ZM98 8H99V9H98ZM100 8H101V9H100ZM133 8H134V9H133ZM211 8H212V9H211ZM231 8H232V7H231ZM231 8H230V9H231ZM50 9L53 10V11H51ZM59 9H60V10H59ZM75 9H76V11H75ZM225 9H226V7H225ZM0 10H1V9H0ZM5 10H6V9H5ZM23 10H24V9H23ZM39 10H40V11H39ZM41 10H42V11H41ZM45 10H46V11H45ZM48 10H50V11H48ZM54 10H55V11H54ZM57 10H58L59 12H58ZM93 10H94V11H93ZM210 10L212 11V13H210V12H211ZM213 10H214L216 13H215ZM227 10H228V9H227ZM227 10H226V11H227ZM7 11H9V9H8ZM38 11H39V12H38ZM60 11H61V12H60ZM77 11H78V12H77ZM80 11H81V13H80ZM100 11H101V12H100ZM103 11H104V13H103ZM208 11H209V12H208ZM223 11H224V10H223ZM27 12H28V13H27ZM37 12L40 13V14H38ZM71 12H72V13H71ZM73 12H74V13H73ZM83 12H84V13H83ZM88 12H89V14H88ZM105 12H106V13H105ZM134 12H135V13H134ZM201 12H202V13H201ZM204 12H205V13H204ZM207 12H208V15H209L210 17L207 15ZM213 12H214L215 14H214ZM227 12H229V11H227ZM2 13H3V11H2ZM6 13H8V12H6ZM18 13H19V14H18ZM68 13H69V14L71 13V14L68 15ZM101 13H103V14H101ZM130 13H131V14H130ZM203 13H204V15L206 14V15L208 16V18H205L204 15L201 16ZM209 13H210V14H209ZM230 13H231V12H230ZM8 14H9V13H8ZM21 14L25 17L24 20L27 19V20H26L27 22L25 21V22H22V23H21V19H22V17H23V16H21ZM45 14H46V15H45ZM63 14L65 15V17H64ZM76 14H77V15H76ZM78 14H79V15H78ZM82 14H84V15H82ZM85 14H86V15H85ZM200 14H201V15H200ZM211 14H212V16H211ZM222 14H223V13H222ZM4 15H5V13H4ZM4 15H3V16H4ZM17 15H19L20 17L18 16V18H17ZM35 15H36V17H35ZM38 15H39V16H38ZM44 15H45V17H44ZM48 15L51 16V17H49ZM58 15H59V16H58ZM61 15L65 18L64 20H63V18H62ZM67 15H68V16H67ZM72 15H73V16H72ZM75 15H76V17H74ZM81 15H82V16H81ZM94 15L96 16V18L99 16L100 19H99V17H98V19H96V18L94 17ZM130 15H131V17H130ZM3 16H2V18H3ZM6 16H7V14H6ZM8 16H9V15H8ZM42 16H43V17H42ZM70 16H71V17H70ZM86 16H88V17H94V18H91V19H92V21H93V20L95 21V19H96L95 23H94V22H91L90 18H88V17L86 18ZM103 16H104L105 18H103L104 20L101 21V19H102ZM114 16H115V17H114ZM219 16H220V15H219ZM219 16H218V17H219ZM34 17H35V19H34ZM46 17H47V18H46ZM48 17H49V18H48ZM57 17H58V18H57ZM59 17H61L62 19L59 18ZM68 17H69V18H68ZM112 17H113V18H112ZM119 17H120V18H119ZM197 17H201V18H197ZM9 18H10V17H9ZM13 18H11V19H13ZM16 18H17V21H15ZM39 18H41L42 22H41V20L38 22ZM43 18H45L44 21H43ZM50 18H51V20H50ZM66 18H67V19H66ZM72 18H73L74 23H73V21H72ZM74 18L77 19V20H74ZM114 18H115V19H114ZM202 18H204V19L201 20ZM6 19H7V18H6ZM6 19H4V20H6ZM18 19H19V21H18ZM32 19H33V20H32ZM37 19H38V20H37ZM47 19H48V20H47ZM85 19H86V20H85ZM119 19L122 20V21H120ZM129 19L132 20V22H130ZM197 19H198V20H197ZM216 19H217V18H216ZM219 19H220V18H219ZM24 20H23V21H24ZM49 20H50V21H49ZM54 20H55V21H54ZM56 20H57V21H56ZM59 20H60V21H59ZM67 20H71L73 24L70 23V21L66 22ZM105 20H108L109 22H108V21H105ZM112 20H113V21H112ZM189 20H190L191 22L188 23ZM48 21H49V22H48ZM51 21H53V22H51ZM58 21L61 22L63 26L61 25V23L58 24ZM75 21H77V25L75 24ZM104 21H105L106 23H104ZM125 21H126V22H125ZM137 21H138L139 23H138ZM202 21H203V23H201ZM206 21H208V22L206 23ZM210 21H212V22H210ZM40 22H41V24H40ZM64 22H65V23H64ZM78 22H79L80 25L78 24ZM89 22L94 26V27L92 26V30H90V31H92V33H94V35H95V32L98 34L97 39H95V38H93V37L91 38V35H90V34H92V33L89 32V30H87V27H88L87 24H90ZM98 22H99V23H98ZM100 22H101V24H100ZM142 22H143V23H142ZM4 23H3V26H4ZM14 23H15V24H14ZM17 23H18V24H17ZM24 23H25V24H24ZM30 23H31V27H30ZM49 23H50V24H49ZM54 23H55V24H54ZM68 23H69V25H74V24H75L77 27L69 26ZM97 23H98L99 26L97 25ZM133 23H134V24H133ZM141 23H142V25H143V26H142L143 29H140V28H142V27L139 25V24H141ZM198 23H199V24H198ZM200 23H201V24H200ZM10 24H11V25H10ZM46 24H47V25H46ZM52 24H54L53 27H52ZM57 24L59 25V27H60V26H61V28L63 27L62 30H61V28H59V27L57 26ZM65 24H66V25H65ZM91 24H90V25H91ZM196 24L198 25V27H199L200 29L197 27ZM204 24H205V25H204ZM32 25H33V26H32ZM34 25L36 26L37 30H40V31H41V33H40V31L38 32L37 30H36V32H35V29H36V28H35ZM48 25H49V26H48ZM78 25H79V26H83V28L80 27V28L83 29V30H81V29L79 28ZM90 25H89V27H90ZM95 25H96V26H95ZM101 25H102V26H101ZM125 25H126V26H125ZM137 25H139V27H138ZM201 25H202V27H201ZM206 25H207V26H206ZM211 25H210V26H211ZM1 26H2V24H1ZM1 26H0V27H1ZM3 26H2V27H3ZM54 26H55L56 28H54ZM65 26H66V27H65ZM97 26H98V28H97ZM103 26H105V27H104V31H103V29H101ZM114 26H115V27H114ZM144 26H145L147 29H146ZM192 26H193V29H194V30H193L192 28H189V27H192ZM33 27H34V29H33ZM64 27H65V30L67 29L66 31H64ZM69 27H70V28H69ZM107 27H110V28H107ZM112 27H113V28H112ZM173 27H175V28H173ZM187 27H188V28H187ZM195 27H197V28H195ZM30 28H31V29H30ZM99 28H100V30H98ZM122 28H126V29H123V31L126 30V31H128V32H129L130 29L132 30V31L130 30L131 32H129V35H127V36H129L128 38H129L130 42H127L128 39L124 40V38L126 37V35L123 34L124 32H122ZM151 28H152V29H151ZM202 28H203V29H202ZM16 29H17V31H16ZM56 29H57V30H56ZM71 29H72V30H71ZM75 29H76V30H75ZM93 29H95V32L93 31ZM111 29H112V30H111ZM115 29H116V30H115ZM137 29H138V30H137ZM139 29H140V31H139ZM169 29H170V30H169ZM172 29H173V32L171 31ZM189 29H190V30H189ZM55 30H56V31H55ZM60 30H61V31H60ZM68 30H69L70 32H68ZM78 30H79V31H78ZM113 30H114V31H113ZM134 30H135V31H134ZM141 30H142V31H141ZM150 30H151V31H150ZM162 30H163V31L165 30V31H164L165 33H163ZM180 30H181V31H180ZM197 30H198V31H197ZM2 31H4V30H2ZM5 31H6V30H5ZM30 31H31V33H30ZM33 31H34V33H35L36 35H34ZM45 31H46V32H45ZM47 31H48V32H47ZM49 31H50V32H49ZM58 31H60V32L58 33ZM62 31H63V32H62ZM75 31L78 32V34H76ZM81 31H82V32H81ZM97 31H98V32H97ZM101 31H102V32H101ZM112 31H113V32H112ZM119 31H121V33H119ZM126 31H125V33H126ZM178 31H179V32H178ZM183 31H184V32H183ZM200 31H201V32H200ZM42 32H44V33H42ZM61 32H62V33L65 32L64 35H63ZM67 32H68V34H67V36H66V33H67ZM80 32H81L82 34H81ZM100 32H101V33H100ZM111 32H112L114 35H113ZM115 32H117V34H118V33L120 34V35H118L119 37H120L122 34L125 35L124 37H123V36H121V37H122L123 41H125V45H127L126 47L124 46V44H121V43H123L122 40H121L122 42H120V45H119V40H120V38L118 37V39H117V37H116V33H115ZM128 32H127V33H128ZM140 32H141V33L144 32V33H142V35H141ZM153 32H154V33L156 32L155 35H154ZM159 32H160V33H159ZM176 32H178V33L176 34ZM38 33H40L41 35L38 34ZM54 33H55V34H54ZM57 33H58V34H57ZM88 33H89V34H88ZM127 33H126V34H127ZM137 33H140V34H139V35H140V39H139V35H138ZM146 33H147V34H146ZM161 33H162V35H161ZM195 33H194V36H195V37L192 36V37H194L195 40L191 37V35H189V33H187V35H188V39L191 38V39L194 40V41H192V42L195 43V44H193V45H197V43H196V39H197L196 36H197V35H195ZM2 34H3V33H2ZM4 34H5V33H4ZM6 34H7V31H6ZM37 34H38L39 36H37ZM43 34H46L47 36H46V35H43ZM59 34H60V35H59ZM70 34H72V36H75V39H74V37H72ZM84 34H85L86 36H87V34H88V38H89V39H88V38L86 39V37H84ZM99 34H100V36H99ZM103 34H104V35H103ZM108 34H109L110 36H109ZM130 34H131V37H130ZM135 34H137V36H136ZM148 34H149V35H148ZM164 34H165V35H164ZM169 34H171V35H169ZM172 34H173V35L176 34V35L172 36ZM9 35H10V34H9ZM11 35H10V39L12 38ZM42 35H43V36H42ZM58 35H59V36H58ZM78 35H80L79 37H81V38L83 37V38H82V39L78 38ZM82 35H83V36H82ZM89 35H90V36H89ZM168 35H169V36H168ZM0 36H1V35H0ZM3 36H4V38H6L7 35H6V36L3 35ZM3 36H2V37H3ZM48 36H49V37H48ZM56 36H57V37H56ZM61 36H62V37H61ZM65 36H66V38H65ZM107 36H108V37H107ZM114 36H115V37H114ZM144 36H145L146 38H145ZM171 36H172V37H171ZM189 36H190V37H189ZM202 36H204V35L202 34ZM205 36H206V34H205ZM205 36H204V37H205ZM207 36H208V35H207ZM2 37H1V38H2ZM16 37H17V39H16ZM27 37H28V38H27ZM37 37H38V38H37ZM40 37H41V38H40ZM47 37H48V38H47ZM70 37H71V38H70ZM106 37H107V38H106ZM113 37L115 38V40L113 39ZM179 37H181V36H179ZM199 37H200V36H199ZM204 37H203V40H202V41L205 40ZM131 38H132V40H131ZM142 38H143V39H142ZM147 38H149V39L147 40ZM155 38H156V39H155ZM166 38H167V39H166ZM168 38H171V39L168 41ZM172 38H173V39H172ZM181 38H183V37H181ZM185 38L187 39V36H185ZM206 38H207V37H206ZM13 39H12V40H13ZM39 39H40V41H39ZM45 39L48 40V41H46ZM53 39H56V40L53 41ZM63 39H66V40H69V39H70V40H69L68 42H65L66 40H63ZM71 39H72V40H71ZM76 39L81 40V43H82V44L85 43V44H84L85 46L83 45V46L81 47L82 44H80V43H79L80 41H77ZM99 39H100L101 41H100ZM102 39H103V40H102ZM106 39H107V40H106ZM133 39H134V40H133ZM141 39H142L143 41H142ZM200 39H201V38H200ZM2 40H4V39H3V38L0 39V41H2ZM20 40H21V41H20ZM27 40H28L29 42H28ZM62 40H63V42H62ZM73 40H74L75 42H74ZM82 40H83V41H82ZM86 40H87V41H86ZM90 40L92 41V43H91L92 48L90 47L91 45H88V44H87V43L90 44V42H91ZM94 40H95L97 43L94 42ZM112 40H113V42H111ZM117 40H118V41H117ZM129 40H128V41H129ZM146 40H147V41H146ZM152 40H153V41H152ZM155 40H156V41H155ZM159 40H158V41H159ZM189 40H190V39H189ZM4 41H5V40H4ZM7 41L10 42V40H7ZM23 41H24L26 44H25ZM26 41L28 42V45H27V42H26ZM34 41H36V44L34 43ZM49 41H50V42H49ZM55 41H56V42H55ZM72 41H73V42H72ZM76 41L78 42L79 47L77 46ZM88 41H89V42H88ZM114 41H116V42H114ZM131 41H132V42H131ZM198 41H199V39H198ZM205 41H206V40H205ZM22 42H23V43H22ZM42 42H43V44H45V46L42 44ZM64 42H65V44H64ZM71 42H72V43H75V45L73 44V45H74L73 47H75V48H73V47L71 46V45H72ZM99 42H100V44H98ZM104 42H105V43H104ZM126 42H127V44H126ZM152 42H153L154 45L151 44ZM188 42H189V41H188ZM2 43H3V41H2ZM7 43H8V42H7ZM7 43H6V44H7ZM14 43H15V42H14ZM19 43H21V44H19ZM40 43H41V45H40ZM49 43H51L50 46H49ZM53 43H55V44H57V45H55V44H53ZM70 43H71V44H70ZM108 43H109V44H108ZM113 43L118 44L119 47H120L121 45H123V48H122V47L119 48V49L122 48V49H121L122 52L120 51V53H118V51H117L118 54L115 53V52H116L115 49H114V48H115V44H114V48H111V49H114V50H113V51H114V55H117V57H115V59H118V60H119V61H117V63H116V61H115V63L113 62V57H114V55H113V57H112V55H109V58H108V59H112V60H108L107 57H106V54H105L106 51L103 52V50H101V44H102V49L105 50V48H106V49L108 50L109 45H111V44H113ZM130 43H131L132 45H131ZM134 43H135V44H134ZM140 43H142V44L140 45ZM203 43H204V42H203ZM203 43H202V44H203ZM205 43H207V42H205ZM205 43H204V44H205ZM10 44H12V43H10ZM24 44H25L26 46H25ZM31 44H32V45H36V46H33L34 49L32 48ZM46 44H48V45H46ZM158 44H157V45H158ZM198 44H200V43L198 42ZM7 45H8V44H7ZM7 45H6V46H7ZM12 45H13V44H12ZM22 45H24V46H22ZM54 45H55V46H54ZM62 45H63V51H64L65 53L62 52V48H61ZM95 45H96V46H95ZM129 45H130V46H129ZM137 45H138V46H137ZM150 45H151V46H150ZM189 45L192 46L191 43H189ZM6 46H5V47H6ZM37 46H38V47L41 46V47H40L41 50L38 49ZM52 46H53V47H52ZM57 46H58V48H57L56 50H54V51H55V52H54L53 49H54V47L56 48ZM64 46H65V48H64ZM68 46H69V47H68ZM88 46H89V49H87ZM94 46H95V48H94ZM98 46H99V47H98ZM135 46H136L137 48L139 47L140 52H139L138 54L140 55V58L138 57V54H137V52H138L139 50H138V49L135 50V49H134ZM198 46H200V45H198ZM19 47H20V48H23V47H24V49L27 48V52H25L26 50L24 51V52L27 54L26 57H24V59H25V58H26L27 60H28V59H29V60H30V59L32 60V58H33V59H36V60H38L37 63L33 60V61H34V64H36V65L39 64L40 61H41V63L39 64L40 66L37 65L39 68L36 67V68H37V69H36L33 65H31V66H33L34 68H28V71L30 70L31 72H27V67H29V66H27V65L30 64L31 62L29 63V62L24 61V63L21 64L22 66L18 65V62H16L17 66H16V65H13V63H11V61H12V62H15L16 54H17V53L19 54V51H20ZM35 47H36V48H35ZM43 47H44V48H43ZM46 47H47L49 50H47ZM51 47H52V49H51ZM70 47L72 48V52H71V50H69ZM103 47H104V48H103ZM110 47H111V46H110ZM110 47H109V49H110ZM116 47H117V46H116ZM128 47H129V49H128ZM140 47H142V48H140ZM149 47H147V48L150 49ZM196 47H197V46H196ZM196 47H195V49H196ZM28 48H29V49H28ZM98 48H99V49H98ZM145 48H146V47H145ZM147 48H146V49H147ZM153 48H152V49H153ZM192 48H193V47H192ZM197 48H198V47H197ZM204 48H205V46H204ZM31 49H32L33 51H35L36 49L40 50L41 52L38 51V50L35 51V52H39L40 55H39V53H36V55H37V58H36V55L33 54V53H35V52H33ZM67 49H68V50H67ZM90 49H91L92 51H91ZM94 49L96 50L97 53L95 52ZM97 49H98V50H97ZM117 49H118V48H116V50H117ZM123 49H124V50H123ZM126 49H127V50H126ZM146 49H145V50H146ZM200 49H201V48H200ZM202 49H203V48H202ZM10 50H11V51H10ZM13 50H14V51H13ZM22 50H23V49H22ZM30 50H31V51H30ZM42 50L44 51V53H43ZM46 50L49 51V52H47ZM58 50H59V52H58ZM60 50H61V51H60ZM78 50H79V49H78ZM93 50H94L95 53L93 52ZM100 50L104 53L107 62L110 61V63H112V64L114 63L113 65L111 64L112 67L109 66V68H108L109 70H107V68H103V65H101V64H99V63L96 62V61H98V57H96L95 54H99V53L101 52ZM134 50H135L136 52H135ZM198 50H199V49H198ZM17 51H18V52H17ZM51 51L54 52V55H53V53H51ZM88 51H89V52H93V54H92V53L89 54ZM99 51H100V52H99ZM123 51H125V52H123ZM126 51H127V52H126ZM147 51H148V50H146V52H147ZM194 51H195V50H194ZM8 52H9V54H8ZM10 52H12V53L10 54ZM20 52H21V51H20ZM57 52H58V53H57ZM82 52H83V51H82ZM108 52H109V50H108ZM146 52H145V55H146V57H147V55H149V53L151 52V49H150V52H149L148 54H146ZM14 53H15V54H14ZM41 53H42V54H41ZM56 53H57V55H56ZM87 53H88V54H87ZM103 53H102V54H103ZM124 53H125L126 55H125ZM127 53L131 54L132 57H131V55H130V57H131V58H130L129 55H128ZM133 53H134V54H133ZM197 53H198V52H197ZM199 53H201V52H199ZM46 54H48V55H46ZM51 54H52V57H50ZM61 54H62V57H61ZM63 54H64V55H63ZM65 54H66V55H65ZM83 54H84V53H83ZM135 54H137V55H135ZM142 54H143V53H142ZM201 54H202V53H201ZM201 54H200V55H201ZM8 55H9V56H8ZM10 55H11V57H12V55H13V56L15 55V57H12V58H11ZM23 55H24V54H22V55L20 54V57H23ZM34 55H35V58H34ZM42 55H43L44 58L42 57ZM55 55H56V58H54ZM58 55H60V57H58ZM81 55H82V54H81ZM91 55H92V57H91ZM100 55H101V54H99V58H100ZM104 55H103V57H104ZM143 55H144V54H143ZM143 55H142V56H143ZM2 57H1V58H2ZM18 57H19V55H18ZM40 57H41V58H40ZM47 57H48V58H47ZM87 57H88V58H87ZM90 57L93 58V59H91ZM111 57H112V58H111ZM126 57H127L128 59H127ZM51 58H53V59H51ZM82 58H83V57H82ZM95 58H96V59H95ZM121 58H120V59H121ZM136 58H138V59H136ZM144 58H145V57H144ZM144 58H143L142 60H144ZM9 59H10V60H9ZM11 59H12V60H11ZM16 59H17V57H16ZM19 59H20V58H19ZM22 59H23V58H22ZM26 59H25V60H26ZM40 59H42L43 62H42V60H40ZM44 59H45V60H44ZM60 59H62V60H60ZM78 59H79V58H78ZM101 59H102V58H101ZM115 59H114V60H115ZM125 59H124V60H125ZM132 59H134V61H133ZM135 59H136V60H135ZM146 59H148V57H147ZM13 60H14V61H13ZM66 60H67V59H65L64 62H67ZM95 60H96V61H95ZM126 60H125V61H126ZM142 60L140 61L141 63H142ZM16 61H17V60H16ZM71 61H72V60H71ZM73 61H74V60H73ZM80 61H83V60H80ZM89 61H92V62L95 64V65H94V64L92 63V65H93L94 67H91V65L89 64ZM100 61H101V60H100ZM122 61H123V60H122ZM8 62H10V63L13 65V67H12V66H10V68H9V66L7 67V63H8ZM20 62H23V61L20 60ZM20 62H19V64H20ZM75 62H77V61H75ZM75 62H74V63H75ZM101 62H102V64H103V61H101ZM104 62H105V65H106V61H105V60H104ZM118 62H120L121 64H120V63L118 64ZM132 62H131V64H132ZM140 62H139V63H138V62H135V64L133 63V65H136V63L140 64ZM172 62H173V61H172ZM174 62H175L174 64L176 65V64H177V58H176V56H174ZM27 63H28V64H27ZM86 63H88V64L86 65ZM90 63H91V62H90ZM110 63H108V64H110ZM3 64H4V65H3ZM11 64H10V65H11ZM14 64H15V63H14ZM48 64H49V65H48ZM60 64H61V63H60ZM108 64H107V66H108ZM115 64H116V66H115ZM129 64H130V63H129ZM174 64H173V65H174ZM36 65H35V66H36ZM63 65H64V64H63ZM63 65H61V66H63ZM67 65H68V64H66V67H65V68H67ZM3 66H5V67H3ZM19 66H20V67H19ZM41 66H42V67H41ZM47 66H49V68H48ZM64 66H65V65H64ZM64 66H63V67H64ZM131 66H132V65H131ZM137 66H139V65H137ZM11 67H12V68H11ZM21 67H22V68H21ZM44 67H46V68L48 69V73H47V74H45V73L47 72V69L44 68ZM80 67H81L82 70L79 69ZM85 67L87 68L86 70L84 69ZM110 67L112 68V70H111ZM132 67H133V66H132ZM3 68H4V69H3ZM8 68H9V70H8ZM15 68H13V69H15ZM18 68H17L16 70H13V69H12L13 72L15 73V71H18ZM136 68H139V67H136ZM136 68H133V69L136 70ZM177 68H178V67H177ZM5 69H7L8 71L5 70ZM22 69H24V70H22ZM62 69H63V68H62ZM62 69H60V70L62 71ZM68 69H70V71H71V68H68ZM104 69H105V71L107 70V72H105ZM119 69L121 70V72H120ZM127 69H128V68H127ZM129 69H130V68H129ZM133 69H132V70H133ZM2 70H4V71H2ZM12 70H11V71H12ZM32 70H33V72H32ZM44 70H45V71H44ZM60 70H59V71H60ZM89 70H88V71H89ZM99 70H98V71H99ZM118 70H119V71H118ZM132 70H130V71H132ZM61 71H60V72H61ZM64 71H65V69H64ZM72 71H71V72H72ZM74 71H75V72H74ZM78 71H79V72H78ZM80 71H81V72H80ZM88 71H87V72H88ZM103 71H104L106 74L103 73ZM108 71H109L110 73H109ZM117 71H118V72H117ZM127 71H128V70H127ZM197 71H198V70H197ZM1 72H2V74H1ZM62 72H63V71H62ZM85 72H84V73H85ZM114 72H116V73L114 74ZM198 72H199V71H198ZM9 73H8V74H9ZM14 73H13V74H14ZM35 73H37V71H36ZM53 73H55V72H53ZM53 73H51V74H53ZM65 73H66V72H65ZM74 73H75V74H74ZM79 73H80V74H79ZM89 73L91 74V71H89L88 74H89ZM107 73H108V74H107ZM126 73H127V72H126ZM128 73L131 74V72H128ZM133 73H134V72H133ZM133 73H132V74H133ZM205 73H207V72H205ZM5 74H6V76H5ZM11 74H12V72H11L9 75L12 76L11 79H13V74H12V75H11ZM16 74H14V75H15L14 77H17L18 74H17V75H16ZM94 74H95V73H94ZM94 74H93V75H94ZM122 74H123V73H122ZM129 74H128V76H129L128 79H129L130 81H129V80H126L127 77H128L127 75L125 76V77H126V79H125V77H124L123 75H121V74H119L118 77L115 76V77H116L115 80L118 79L119 76H120V80H121V78H122V76H123L124 78H122V80L124 79V80H123V81L125 82V85H124V86L127 85L128 88L131 90V85H132V88H133V86H134V83L132 84L131 81L136 82L137 80L134 81V79L132 78L133 76H132V75H129ZM195 74H196V73H195ZM200 74H201V73H200ZM200 74H199V75H200ZM210 74H211V72H210ZM210 74H209V77H210ZM60 75H61V74H60ZM64 75H65V74H64ZM64 75H62V77H64ZM74 75H75V76H74ZM81 75H83L84 78H83ZM96 75H97V71H96V74H95L94 76L96 77ZM98 75H99V72H98ZM101 75H99V76H101ZM108 75H109V76H108ZM197 75H198V74H197ZM3 76H4V77H3ZM18 76H19V75H18ZM29 76H30V75H29ZM32 76H33V75H32ZM65 76H66V75H65ZM86 76H87V74H86ZM135 76H136V75H135ZM212 76H213V75H212ZM25 77L27 78L28 76H23L24 79H23V78H22V79L25 80ZM36 77H37V76H36ZM74 77H75V80H74ZM97 77H98V76H97ZM136 77H137V76H136ZM197 77H198V76H197ZM197 77H196V78H197ZM204 77H206V76H204ZM20 78H21V77H20ZM29 78H30V77H29ZM29 78H27L26 80L28 81ZM39 78H41V76H40V77L38 76V78H36V79H39ZM44 78H42L41 80H43ZM48 78H50V77H48ZM64 78H65V77H64ZM88 78H89V77H88ZM88 78H87V79H88ZM134 78H135V77H134ZM198 78H199V81H201V80H200L201 77H198ZM207 78H208V76H207ZM2 79H0V82H1ZM6 79H7V78H6ZM15 79L18 80L19 78H15ZM22 79H21V80H22ZM32 79H33V78H32ZM36 79H35V77H34V81H35ZM45 79H47V78H45ZM45 79H44V80H45ZM65 79H66V78H65ZM65 79H63L64 82H65ZM76 79H77V80H76ZM92 79H93V77L91 78V80H92ZM98 79H100V78H97V79L95 80V82H96ZM131 79H132V80H131ZM139 79H140V78H139ZM211 79H212V77H211ZM23 80H22V81H23ZM89 80H90V78H89ZM89 80H88V81H89ZM91 80H90L89 82H91ZM104 80H103V81H104ZM109 80H110V79H109ZM193 80H194V79H193ZM18 81H19V80H18ZM18 81H17V82H18ZM22 81H21V82L19 81V82H20L19 84H16L17 82L15 83L14 81H13V83H10L11 85L15 83L14 86H15V85L17 86V87L15 86V87H16V90H18V88H19V89H20V88L24 89V90L20 89V90L14 92V91H15V87H14V86H11V87H14V88H13V89H14L13 92L16 93V94L12 93V88H11L10 91H11V94L16 95L15 98L11 97V95L8 94V91H9L8 89H7V90H8L7 93H5V92H6V91H5V88H6V87H3V88H4V90H3V88H2V86H3V82H1V85H0V86H1L2 91L0 90V92H1V94L4 93V94H5V97H7L6 99H4L5 97L3 96L4 98H2V99H4V100H3L2 102H3V104H4V101L7 100V101L10 102V104H11V106H10V104L7 103V105H9V106L6 105V107L4 106L5 104H4V105H3V104L0 105V106H1V110L3 111V109H4V111H5V112L3 111V114H2V113H0V114H2L3 116L7 117L6 120H5L4 118H1V119L3 120V122H4V121L7 122V123L4 122V123H6V124L4 125V127H3V124L0 125V126H2V128H3V129H1V130H4V128H5V131H9V129H11L12 131L15 130V132H16V135H15V136H17L16 138H17V139H20V138L18 137V134H19V136H20V134H21L20 132H21V130L23 129V127H24L25 129L22 130V131H23V132L25 131V133L28 132V131L32 128V129L28 132V134H26V136L28 135L27 137L29 138V135H31V133H34V134H32L33 137H34V138H35V137H36V138L39 137V140H40V138H41V136L43 135V133H42V131H40V130H41V128H39L40 126H39V127L36 126L38 123H37V121H36L37 118H36L35 116L38 115V116H37V117H38L37 120H40V119H39V115H40V117H41L42 114H37V115H36V113H39L40 111H36V112L33 113L32 111H34V109H33V107H31L32 105H31V106L29 105V103H31V102H27L28 100H27L26 96L23 97V96L25 95V94L23 93V92L25 91V88L22 87V86H24V85L26 86L27 84L29 85V83L32 82V81H31V79H30L28 82H26V83H24V84H23ZM37 81L39 82V80H37ZM60 81H61V80H60ZM66 81H67V80H66ZM72 81L70 80V82H72ZM92 81H93V80H92ZM98 81H99V80H98ZM103 81H101L100 83H102ZM123 81H122V83H124ZM128 81L131 82V83H129ZM195 81H196V79H195ZM10 82H12V80H11ZM35 82H36V81H35ZM62 82H63V81H62ZM64 82H63V83H64ZM79 82H80V79H79ZM85 82H87V80H86ZM108 82H111V81H108ZM116 82H117V81H116ZM139 82H140V83H138V81H137V83H136L137 86H138V87H143V85H142L143 81H140V80H139ZM141 82H142V83H141ZM190 82H191V81H190ZM190 82H189V83H190ZM7 83H8V82L6 81V84H7ZM55 83H57V81H56ZM66 83H67V82H65V84H66ZM68 83H69V82H68ZM83 83H84V81H83ZM83 83H81V84H83ZM98 83H99V82H98ZM111 83H112V82H111ZM111 83L108 84V83L105 82V83H104L105 86H103L104 84L102 83V85L99 84V87H98V86H97V87H91V88L94 89V91H93V89H92L91 91H89V89H86L87 92L89 91V92L91 93V94H90V93L88 92L91 96L88 95V93L86 94V93H85L86 91H85V92H82V91H81L82 89L80 88V89H81V90H80V91H81V94H83V95H80L79 101H80V99H82L81 96H87V98H89V99H86V98L83 97V99H85V100H83L82 103H81V101H80L79 104L76 102V105H79V107L74 106L75 109L72 108V110L75 111V110H77L78 108H79V109L81 108L82 110H81V109H80V110L78 109V111H79L82 115H83V113H84V115H83L84 117H82L81 115H78V116H81V117H82V118L80 117L81 119H85V117H86L87 120H84V122L87 121V125H88V120L90 121L89 124H91V122L95 121L96 119H97V120H96L97 123H96V121H95V123L98 124V126L101 124L100 126H102V125L105 126V125H106V127H107V126L110 124V129H111V125H112V127L115 125V124H113V121H112V119L114 118V117L112 116V114L115 113L116 110L118 111V109H119L120 107H118L117 105H118L119 103H121V101H120V102H116L115 100L112 101V99H114V98L111 97L112 99H110V101H112L113 105H114L115 103H117V105H116V104L114 105V107H115V106H117V107L115 108L116 110L113 109V110H115V111H113V112L109 111V109H110V107H109L110 104H109V103L107 104V103L105 102L106 105H108L109 109L106 108V109H105L106 111L102 112V114L100 113V114L102 115V116L100 115V116H101V119L98 118V115H97V114L102 110L101 107H102L105 103H103V105H101L102 102H101V103L98 102L99 104H96L97 102L95 101L96 98H99L100 94H101V95H102V94L104 95V90H105V88H106V90H105V95H106V96L104 95V97H105V99L107 98V100H108V96L111 94V93H110V92H111L110 89L112 88V87H110V86H113V85H111ZM117 83H120L121 86H122L121 81H120V82H117ZM189 83H188V85H189ZM193 83H194V81L191 82V84H193ZM196 83H197V81H196ZM199 83H200V82H199ZM6 84H4V85H6ZM32 84H34V85H32V86H33V87L36 86L35 89H37V88H39V87H40V88H43L44 86H46L47 83H44L45 85L43 84L42 86L39 85V87L37 86L38 83L35 84V83L32 82ZM41 84H42V82H41ZM76 84H77V83H75V84L73 85V88L78 89L81 85H80V84H77L76 87H78V85H80V86H79L78 88H76V87H75ZM91 84H92V83H91ZM113 84H114V82H113ZM120 84H118L119 87H120ZM128 84H130V86H129ZM139 84H140L141 86H139ZM7 85H8V84H7ZM19 85H20V87H19ZM30 85H31V84H30ZM59 85H60V83H59ZM59 85H57L56 87L59 88ZM85 85H86V83H85ZM88 85H89V84H88ZM188 85H187V86H188ZM197 85H198V84H197ZM63 86H64V84H63ZM66 86L68 87V84L65 85V88H66ZM83 86H84V85H83ZM83 86H81V87H83ZM91 86H92V85H91ZM108 86H109V88H108ZM137 86H135L134 88L137 89V90H139L140 88H138ZM145 86L149 89V87H148L147 85H145ZM187 86L184 88V89H185V93H186V94L184 93L185 95H189V94H190V92L187 91V92H188V93H187L186 90H187V88H188V90H190L191 86H190V88L187 87ZM193 86H195V84H193ZM193 86H192V87H193ZM7 87H10V85L7 86ZM46 87H47V86H46ZM60 87L62 88V85H61ZM88 87H89V86H88ZM88 87H87V88H88ZM101 87L103 88V89H102L103 91H102L101 89H99V88H101ZM122 87H123V86H122ZM122 87H120V88H122ZM146 87H143V88L146 89ZM54 88H55V86H54ZM85 88H86V87H85ZM89 88H90V87H89ZM120 88H119V89H120ZM143 88H141V89L143 90ZM150 88H151V87H150ZM195 88H196V87H195ZM195 88H194V90H196ZM59 89H60V88H59ZM62 89H63V88H62ZM67 89H68V88H67ZM67 89H64V91H65V90H66V91H69V93L66 92V91L63 92V90H62V92H63L64 94H65V93H68V95L70 94V96H71V94H73V92H72L73 89H72V88H71L72 90H71V89L67 90ZM83 89H84V88H83ZM95 89H97V92H98V93H96ZM119 89H118V90H119ZM123 89H124V87H123ZM123 89H122V90H123ZM21 90H22V91H21ZM84 90H85V89H84ZM84 90H83V91H84ZM99 90H101V91L99 92ZM108 90H109V92H108ZM113 90H114V89H113ZM122 90H121V91H122ZM124 90H126V89H124ZM130 90L127 89V92H129ZM142 90H140V91H142ZM151 90H152V89L149 90L150 93H152ZM155 90H156V92H157V89H154V92H153V93H155ZM10 91H9V92H10ZM19 91H20V92H19ZM75 91H76V93H78V92H77L78 90H75ZM80 91H79V94H80ZM135 91H136V90H135ZM146 91H147V89H146ZM190 91H192V90H190ZM2 92H3V93H2ZM51 92H52V91H51ZM92 92H94L95 94L92 93ZM123 92H124V91H122V93H123ZM130 92H131V91H130ZM195 92H196V91H195ZM195 92H194V93H195ZM21 93H22L23 95H22ZM107 93H108V95H107ZM115 93H116V92H115ZM124 93H125V92H124ZM150 93H148V94H150ZM153 93H152V95L150 94V96H152L153 99H156V96L159 97V96L161 95V94H160V95H157L158 93H156V94L154 95ZM181 93H182V91H181ZM1 94H0V98H1ZM4 94H3V95H4ZM7 94H8L9 96H8ZM17 94H18L19 97H17ZM79 94H78V96H79ZM98 94H99V95H98ZM118 94H119V92H118ZM128 94H129V93H128ZM178 94H179V93H178ZM184 94H183V95H184ZM6 95H7V96H6ZM97 95H98V96H97ZM112 95L115 96V95H114V92L112 93ZM122 95H123V94H122ZM122 95H121V96H122ZM125 95H126V94H125ZM125 95H123V97H125ZM130 95H131V93L129 94V96H130ZM138 95H139V94H138ZM183 95H182V96H183ZM192 95H193V93H192ZM21 96H22V97H21ZM73 96H74V94L72 95V98H76V97H73ZM76 96H77V94H76ZM96 96H97V97H96ZM134 96H135V95H134ZM145 96H146V92H145ZM148 96H149V95H148ZM148 96H147V98H148ZM154 96H155V97H154ZM174 96H175V95H174ZM180 96H181V95H180ZM190 96H191V95H190ZM194 96H195V94H194ZM8 97H9V98L11 97V98H13V99L16 100V101H13V102H16V103H17V102H18V103L20 102V103H21V104H20V103L17 104V105H19V106L17 107L18 112H19L18 114H17V111L15 110L16 108H14V107L12 106V104H14V103H11V101H10L11 99L9 100ZM42 97H43V96L41 95V99H44V98H45V97H44V98H42ZM68 97H69V96H68ZM68 97H67V98H68ZM90 97H93V98H90ZM95 97H96V98H95ZM104 97H103V98H104ZM115 97H116V96H115ZM127 97H128V96H127ZM139 97H140V96H139ZM171 97H172V96H171ZM171 97H168L167 99L169 100V98L171 99ZM183 97H184V96H183ZM19 98H21V99H19ZM24 98H25V99H24ZM38 98H40V97H38ZM109 98H110V97H109ZM118 98H119V97H118ZM118 98H116V99H118ZM120 98H122V97H120ZM134 98H135V97H134ZM137 98H138V97H137ZM150 98H151V97H149L148 99H146V97H145L144 100H153V99H150ZM176 98H177V97H176ZM185 98H186V97H185ZM47 99H48V98H47ZM91 99H92V100H91ZM93 99H94V100H93ZM99 99H101V96H100ZM125 99H127V98H125ZM128 99H129V98H128ZM178 99H179V98H178ZM178 99H177V100H178ZM192 99H193V98H192ZM195 99H196V98H195ZM24 100H25V101H24ZM35 100H36V99H35ZM39 100H40V99H38V101H39ZM66 100H67V99H66ZM75 100H76V99H75ZM90 100H91V101H90ZM97 100H98V99H97ZM101 100L104 102V99H101ZM137 100L141 101L139 98H138ZM156 100H157V99H156ZM7 101H5V102H7ZM21 101H22L23 103H22ZM38 101H37V102H38ZM42 101H43V100H42ZM42 101L40 100L41 105H43V103H44V102L42 103ZM59 101H60V100H59ZM62 101H63V102H62L63 104L65 103V109L68 107V111L70 112V110H71V109H70V105H72L73 102H71V104L68 106V104H67L68 101H67V103L64 101V99H63ZM79 101H78V102H79ZM84 101H86V102H84ZM99 101H100V100H99ZM105 101H106V100H105ZM117 101H118V100H117ZM132 101H133V100H132ZM135 101H136V100H135ZM154 101H155V100H154ZM169 101H172V100H169ZM184 101H186V100H184ZM190 101H191V100H190ZM33 102H35V101H33ZM33 102H32L31 104H33ZM40 102H39V103H40ZM51 102H52V101H51ZM167 102H168V101H167ZM173 102H174V101H172L171 104H172ZM193 102H194V101H193ZM16 103H15V104H16ZM48 103H49V102H48ZM84 103L87 104L86 106H87L88 108H90V106H91V109L88 110L87 107L84 105ZM123 103H124V102H123ZM129 103H130V102H129ZM141 103H142V102H140V104H141ZM182 103H183V102H182ZM195 103H196V102H195ZM195 103H194V104H195ZM23 104H24V105H23ZM27 104L31 107V110H32L31 112H32V113H31V112H30V113L32 114V116H34V117L31 118V121H32V122L30 123V125H32L31 127H28L29 124L27 123V120H26L27 118L24 119L26 116H25V115H24L25 117L22 116L23 114H28V115L30 114V113H28V111H30V110H28L30 107H29ZM35 104H36V103H35ZM46 104H47V103H45V105H46ZM81 104L84 105L86 109H84L83 106H82ZM88 104H90V105H88ZM94 104H96V105L94 106ZM140 104L137 103V105H139V106H142V105H143V104H142V105H140ZM171 104H170V107L173 106V107L175 108V106H174V105H171ZM173 104H175V103H173ZM176 104H177V103H176ZM176 104H175V105H176ZM188 104H189V101H188ZM194 104H192V105H194ZM196 104H198V102H197ZM22 105H23V106H22ZM33 105H34V104H33ZM45 105H44V106H45ZM99 105H101V107H100ZM165 105L168 106L169 103H168V104L165 103ZM165 105H164V106H165ZM181 105H182V104H181ZM183 105H184V103H183ZM189 105H190V104H189ZM47 106H48V105H46V107H47ZM92 106H94V107H92ZM104 106H105V105H104ZM104 106H103V107H104ZM119 106H120V105H119ZM128 106H132L131 103H130V105H128ZM134 106H136V105L134 104ZM134 106H133V107H134ZM166 106H165V107H166ZM177 106H178L179 108L181 107L179 104H178ZM190 106H191V105H190ZM197 106H198V105H197ZM9 107H10V108H9ZM19 107H20L21 110L19 109ZM48 107H50V106H48ZM71 107H73V105H72ZM114 107H113V108H114ZM133 107H132V108H133ZM165 107H164V108H165ZM170 107H169V108H170ZM182 107H183V106H182ZM191 107H192V106H191ZM193 107H194V106H193ZM193 107H192V108H193ZM5 108H6V110H5ZM7 108H9L10 112H9V110H8ZM12 108H13L14 110H12ZM50 108H51V107H50ZM63 108H64V107H63ZM76 108H77V109H76ZM97 108H98V109H97ZM100 108H101V109H100ZM104 108H105V107H104ZM117 108H118V109H117ZM134 108H136V107H134ZM134 108H133V110H135ZM141 108H143V107H141ZM169 108H168V107L165 108V112L167 111L166 113H168V112H170L172 109H174V108H172V109L170 110ZM186 108H187V107H186ZM24 109H26V110H28V111L25 112L26 110H24ZM40 109H42V107H41ZM48 109H49V108H48ZM52 109H53V108H52ZM92 109H93V110H92ZM95 109H96V110H95ZM107 109H108L109 113H110V112L112 113V114H111L112 119H110V120L108 119V121H106V120H107V118L110 117V116H109L110 114H108ZM111 109H112V108H111ZM137 109L139 110L140 108L137 107ZM166 109H168V110H166ZM175 109H176L177 116L174 115V114H176V113H175V110H172L170 113H173V115L171 116V115L168 113V115H170V116L167 115V117H166L167 119H165V117H164L163 120H164V123H165V121L167 120L166 123H168L167 125L169 126V128H170L171 126L174 125L175 129H176V128L179 129L178 132L176 131V133H173L175 137H176V134L178 133V135H177V137H176V138H178L180 135L183 134V133H182V134L179 133L180 128H181L179 125H181V124L183 125V124L186 122V121L184 122V119L181 118L180 120L183 121V123H181L182 121L180 122L179 118H180V117H184V118L187 117L188 114H186V116H184V115H185V113H188V112H187V109H186V111L184 110L185 108H184V109L181 108V109H183V110L180 109L179 112H177V111H178V108H177V107H176ZM195 109H196V108H195ZM7 110H8V111H7ZM19 110H20V111H19ZM22 110H23V111H22ZM45 110H46V109H45ZM45 110H44V111H45ZM84 110H85L87 113H86ZM97 110H99V111H97ZM121 110L124 111L123 114H124L126 117H125L124 115H123V116L125 117V119L128 117V120H129V116H128V115H130L131 109H129V107H128V109L126 108V110H127V113H126V112H125V108H124V110H123V107H122V104H121ZM128 110H130L129 113H128ZM133 110H132V111H133ZM140 110H142V109H140ZM169 110H170V111H169ZM191 110H192V109H191ZM191 110L189 109V112H190ZM2 111H0V112H2ZM6 111L10 114L9 117H8V115H9L8 113H7V115L4 114V113H6ZM13 111H16V113L14 112L16 118L13 117V116H14ZM46 111H47V110H46ZM49 111H50V109H49ZM58 111H59V110H58ZM58 111H57V113L60 114V112H58ZM60 111H61V110H60ZM63 111H65V110H63ZM66 111H67V109H66ZM66 111H65V112H62V113L65 114ZM68 111H67V114H68ZM74 111H73V112H74ZM78 111H77V114H78ZM90 111H91V112H90ZM163 111H164V110H163ZM173 111H174V112H173ZM184 111H185V113H183V116H182L181 114L179 115V113H182V112H184ZM193 111H194V109H193ZM195 111H196V110H195ZM21 112H22V114H21ZM82 112H83V113H82ZM92 112H93V114H94V112H95L94 115H97V116L92 115ZM97 112H98V113H97ZM138 112L140 113V111H138ZM12 113H13V114H12ZM44 113H45V112H43V115H44ZM46 113H47V112H46ZM52 113L55 114V116H56V113L53 112V110H52ZM96 113H97V114H96ZM120 113H121V112H120ZM125 113H126V114H125ZM163 113H164V112H162V114H163ZM166 113H165V114H166ZM31 114H30V115H31ZM48 114H49V112H48ZM71 114H72V111H71ZM86 114H87V116H86ZM89 114H90V115H89ZM116 114H117V112H116ZM165 114H163V116H164ZM190 114H191V113H190ZM194 114L197 115V113H194ZM16 115H17V116H16ZM28 115H27V117H28ZM46 115H47V114H46ZM60 115H61V114H60ZM68 115L71 116L70 113H69ZM91 115H92V116H91ZM107 115H108V116H107ZM120 115L122 116V113H121ZM120 115H119V117H117V115H115V117L118 118V119H117V122H118V120H121V116H120ZM131 115H132V114H131ZM134 115H135V114H134ZM138 115H139V114H138ZM191 115H193V114H191ZM19 116H20V118H18ZM53 116H54V115H53ZM61 116H63V115H61ZM93 116H94V117H93ZM100 116H99V117H100ZM132 116H133V115H132ZM132 116H130V120H131ZM174 116H175V117H174ZM179 116H180V117H179ZM0 117H1V116H0ZM21 117H22V118H21ZM67 117H68V116L66 115V118H67ZM135 117H136V119H137V115H136ZM135 117H134V118H135ZM169 117H170V119H169ZM171 117H172V118H171ZM173 117L176 118L177 120L174 119ZM189 117H191V116H188V118H189ZM193 117H194V115H193ZM8 118H9V119H8ZM33 118H34V123L36 122V123H35L36 125L33 123ZM41 118H43V117H41ZM45 118H46V117H45ZM62 118H65V117H61L60 119L62 120ZM88 118H89V119H88ZM122 118H123V117H122ZM1 119H0V120H1ZM12 119H14V120H15V119H18V120H15L16 124H17L19 121H20L22 124H24V126H23V125H20V126H23L22 129H21V127L19 128V129H20V132L16 129V128H17V127H15L16 124H15L14 120H12ZM19 119H20V120H19ZM29 119H30V117L28 118V121H29ZM43 119H44V118H43ZM50 119L53 120V118H50ZM50 119L48 118V120H50ZM58 119H59V118H58ZM60 119H59V120H60ZM81 119H80V120H81ZM94 119H95V120H94ZM123 119H124V118H123ZM123 119H122V120H123ZM168 119H169V120H168ZM171 119H172V120H171ZM186 119H187V118H186ZM186 119H185V120H186ZM189 119H190V118H189ZM192 119H193V118H192ZM192 119H191V120H192ZM194 119H195V118H194ZM22 120H23V121H22ZM25 120H26V121H25ZM55 120H57V119H55ZM59 120H58V121H59ZM61 120H60V121H61ZM68 120H69V119H68ZM122 120H121V121H122ZM132 120H133V119H132ZM170 120H171V123H170ZM174 120L177 121L178 124H177V122L175 123ZM12 121H13L14 123H11ZM17 121H18V122H17ZM24 121H25V122H24ZM40 121L42 122V120H40ZM46 121H47V120H46ZM71 121H72V118H71V120L69 121V123H71V124L73 123V124H74V122H71ZM98 121H99V123H98ZM121 121H120V122H121ZM126 121H127V120H126ZM126 121H125V122H126ZM192 121H193V120H192ZM192 121H189V124L192 125V123L195 122V121H193V122H192ZM1 122H2V121H1ZM1 122H0V124H1ZM3 122H2V123H3ZM9 122L11 123V125H9V124H10ZM29 122H30V121H29ZM48 122H49V121H48ZM62 122H65V120L63 119ZM102 122H103V124H102ZM115 122H116V121H115ZM117 122H116V123H117ZM122 122H123V121H122ZM128 122H131V121H128ZM128 122H126V123L128 124ZM190 122H192V123H190ZM32 123H33V124H32ZM44 123H45V122H43V124H42V125L44 126V127H42V128H43V130H45V132L43 131V132H44V135H43L42 138H44L43 140H44L45 142H47L46 144L49 145V142H50L49 137H51V136H49V137H47V136H48V135H51L50 133L52 132V131H51L52 129L50 130V132H49V134H48L46 131H47V129H49V127L47 128V126H48L49 124H50L49 126H51L52 123H53V125H54V121H52V122L50 121L49 124H48V123H47V124H44ZM65 123H67V119H66V122H65ZM69 123H67V125H68ZM104 123H105V124H104ZM106 123H107L108 125H107ZM131 123H132V122H131ZM166 123H165V124H166ZM172 123H173V125H172ZM180 123H181V124H180ZM13 124H15V125H13ZM85 124H86V123H85ZM93 124H94V122H93ZM96 124H95V125H96ZM123 124H124V123H122V127H121V123L118 124V127L116 126L117 124L115 125L117 128H119V133H120V131H123V130H124V129H123V126H124ZM132 124H133V123H132ZM170 124H171V125H170ZM175 124H177V125L175 126ZM187 124H188V120H187ZM194 124H195V123H194ZM194 124H193L192 126H194ZM205 124H206V123H205ZM205 124H204V125H205ZM7 125H9V127L12 126V125H13V126H12L11 128H8ZM39 125H40V124H39ZM42 125H41V126H42ZM55 125H57V123H56ZM62 125H63V124H62ZM76 125H78V124H76ZM80 125H82V124H80ZM80 125H79V126H80ZM119 125H120V126H119ZM129 125H130V124H129ZM129 125H128V126H129ZM162 125H163V124H162ZM167 125H166V126H167ZM182 125H181V126H182ZM17 126H19V125L17 124ZM34 126H36V129H35V128L33 129ZM58 126H59V125H58ZM60 126H61V125H60ZM70 126L73 127V125H70ZM85 126H86V125H85ZM89 126H90V125H89ZM91 126H92V125H91ZM98 126H97V131L99 130V129H98V128H99ZM104 126H103V127H104ZM130 126H131V125H130ZM166 126H165V128H166ZM13 127H14V128H13ZM66 127H68V129H69V130H66L67 133H66V131H65V128H64V131H65V132L62 131V133L64 132L63 134H65V136H66V138H68V140L70 139L69 137H71V136H73V135H74V137H75V134H76V135L80 134V133L77 134V132H75V134H72L73 131H76V129H75V130L73 129V131H72V127H69V126H66ZM80 127H81V126H80ZM80 127H79V129H80ZM82 127H83V126H82ZM93 127H94V126H93ZM93 127H92V128L90 127V131L88 130V131H89V136H90V137H91L90 134H91V131H92L91 129H93ZM95 127H96V126H95ZM103 127H102V128H103ZM162 127L164 128V126H162ZM179 127H180V128H179ZM183 127H184V126H182V128H183ZM185 127H187V125H185ZM190 127H191V126H190ZM190 127H188L187 129H190ZM0 128H1V127H0ZM6 128H7L8 130H7ZM12 128H13V129H12ZM45 128H47V129H45ZM50 128H51V127H50ZM56 128H57V127H56ZM61 128H62V127H61ZM70 128H71V130H70ZM108 128H109V127H107L106 129H108ZM192 128H193V127H192ZM195 128H197V127H195ZM27 129H28V130H27ZM58 129H59V128H58ZM84 129H88V128L86 127V128H84ZM104 129H105V128H104ZM104 129H103V130H104ZM120 129H121V130H120ZM122 129H123V130H122ZM11 130L9 131V133H10L11 135L8 133V134H9V137L11 136V138H9V139H12V138L14 137V135H13V137H12V133L15 134V132H11ZM34 130H35V131H34ZM36 130H37V131H36ZM111 130H112V129H111ZM111 130H109V131H111ZM170 130H171V129H170ZM170 130H169V132H170ZM176 130H177V129H176ZM181 130L183 131L184 129H181ZM191 130H192V129H190L189 131L191 132ZM5 131H4L3 134H5ZM38 131L40 132V134H41V133H42V134H41V135L38 134V133H39ZM48 131H49V130H48ZM59 131H60V130H59ZM78 131H79V130H78ZM100 131H102V129H101ZM113 131H115L114 134H113V132H110L109 136L112 135V136L115 138V136L117 135L116 137H119V138H120V136H118V135H121V134H119L118 131H116V128H114ZM182 131H180V132H182ZM184 131L187 132V133H185V132H184V133L186 134L185 136L189 139L188 136L191 135L190 132H188L186 129H185ZM203 131H204V130H203ZM205 131H206V129H205ZM205 131H204V132H205ZM17 132H19V133H17ZM23 132H22V134H23ZM30 132H31V133H30ZM36 132H38V133H36ZM68 132H69V133L71 132V134H72V135H70L69 137H68ZM80 132H81V129H80ZM102 132H105V130L102 131ZM102 132H101L102 135L99 134V136H104V134H107V135H108V133H106L107 131H106L105 133H102ZM169 132L167 131V133H169ZM192 132H193V131H192ZM1 133H2V131H1ZM29 133H30V134H29ZM54 133H55V132H54ZM60 133H61V132H60ZM82 133L84 134V135H83V136H84V137H83L84 140L86 139V138H85V135H87V138H88V139L90 138V137H88V132H85V133L82 132ZM82 133H81V134H82ZM86 133H87V134H86ZM97 133H98V132H96V134H94L95 137H96ZM99 133H100V132H99ZM115 133H116V135H115ZM121 133H122V132H121ZM163 133H165V132H163ZM171 133H172V130H171ZM6 134H7V132H6ZM36 134H37V135H36ZM45 134H46V135H45ZM63 134H62V135H63ZM189 134H190V135H189ZM0 135H1V134H0ZM23 135H24V134H23ZM23 135H22L21 137L24 138ZM35 135H36V136H35ZM39 135H40V136H39ZM56 135H57L58 137H60V139L62 138V136H60V134H59V135L57 134V131H56ZM3 136H5V135H3ZM3 136H2V137H3ZM37 136H38V137H37ZM54 136H55V134H54ZM54 136H53V137H54ZM80 136H81V135H80ZM185 136L183 135V136H182V137H183L182 139H181V137H179L178 139H179V140L181 139V141L183 142V141L185 140V139H184ZM6 137H7V135H6ZM31 137H32V136H31ZM31 137H30V138H31ZM53 137H51V138H52V139H51L52 141H53ZM113 137H112V138H113ZM25 138H26V137H25ZM28 138L24 139V141H26V140L29 141L30 138H29V139H28ZM36 138H35V139H36ZM54 138H55V137H54ZM56 138H57V137H56ZM71 138H72V137H71ZM91 138H92V137H91ZM98 138H99V137H97V139H98ZM100 138H102V137H100ZM105 138H108V139H109L108 136H106ZM110 138H111V137H110ZM191 138H192V137H191ZM191 138H190V139H191ZM5 139H6V138H5ZM7 139H8V138H7ZM17 139H16V140H17ZM32 139H33V138H31L30 141H31ZM72 139H73V138H72ZM76 139H77V138H76ZM94 139H96V138H94ZM94 139H93V140H94ZM183 139H184V140H183ZM188 139H187V141H189ZM1 140H2V138H1ZM1 140H0V143H1V142L3 143V141H1ZM21 140H22V139H21ZM33 140H34V139H33ZM33 140H32V141H33ZM55 140H56V139H55ZM57 140H58V138H57ZM66 140H67V139H64V141H66ZM77 140H78V139H77ZM84 140H83V141H84ZM91 140H92V139H91ZM103 140H104V139H103ZM106 140H107V139H106ZM109 140H110V139H109ZM111 140H112V139H111ZM114 140H115V139H114ZM118 140H119V139H118ZM179 140H178V141H179ZM6 141H7V140H6ZM9 141H10V140H9ZM12 141L14 142V140H12ZM22 141H23V140H22ZM28 141H27V142H28ZM30 141H29V144H30L31 146H34V147H33L34 149L32 148L33 151H32V149H31V146H30V148H29V150L31 149V150H30V155H33L32 152H34V150H35V152L42 154V156H43V160H45L46 162H50V159H52V158H50V157H51V156L53 157L54 154L52 153V155L50 154V155H51L50 157L48 156L47 151L44 149V148L47 147L48 145H47V146L45 145V147H43L44 145L41 144V140H40V142H39L38 139H37V140H34V143H32V142H30ZM44 141H42V142H44ZM52 141H51L50 144H52ZM85 141L87 142V139H86ZM98 141H99V139H98ZM98 141H97V142H98ZM112 141H113V140H112ZM116 141H117V140H116ZM122 141H123V140H122ZM122 141H121V138H120V144L123 143ZM178 141H177L176 143L179 144L180 141H179V142H178ZM17 142H18V141H17ZM17 142H16L15 144L13 143L14 146H15V145H18ZM20 142H21V141H20ZM20 142H19V143H20ZM55 142H58V141H55ZM81 142H82V139H81ZM81 142H80V143H81ZM86 142H84V143H86ZM91 142H93V141H91ZM95 142H96V141H95ZM103 142H105V141H103ZM107 142H108V141H107ZM118 142H119V141H118ZM118 142H116V143H118ZM189 142H191V140H190ZM189 142H188V144H189ZM2 143H1V144H2ZM4 143H5V141H4ZM31 143H32L33 145H32ZM60 143H62V142H60ZM66 143H67V142H65V143L63 142V143H62V144H63V147H65V148H67V147H66V146H67ZM80 143H79V144H80ZM116 143H115V141H114V144H112V142H111V144L114 145V146L116 145ZM183 143L186 144V140H185V142H183ZM183 143H182V144H183ZM1 144H0V146H2ZM11 144H12V143H11ZM77 144H78V143H77ZM82 144H83V142H82ZM91 144H92V143H91ZM109 144H110V142H109ZM120 144H117L116 146H118V145H120ZM178 144H177L176 146H180V147L183 146L181 143H180L181 145H178ZM259 144H260V143H259ZM5 145H6V144H5ZM7 145H8V143H7ZM56 145H57V144H56ZM59 145H60V144H59ZM64 145H65V146H64ZM68 145H70L69 142H68ZM71 145H72V144H71ZM84 145H85V144H84ZM84 145H82V146L80 145V146H81L82 148H84ZM93 145H96V144L93 142ZM93 145H92V146L90 145V147H94ZM61 146H62V145H61ZM72 146H73V145H72ZM72 146H71V147H72ZM110 146H111V145H110ZM2 147H3V146H2ZM28 147H29V146H28ZM49 147H50V146H49ZM69 147H70V146H69ZM74 147H75V146H74ZM77 147H78V146H77ZM85 147H86V146H85ZM88 147H89V145H88ZM8 148H9V147H8ZM8 148L5 149V146H4V149H5L6 151L8 150ZM15 148H16V147H15ZM53 148H54V147H53ZM65 148H63V149H65ZM82 148H81V149H82ZM86 148H87V147H86ZM86 148H85V149H86ZM4 149H3V148L0 149V165L2 164V166L4 165L5 161L7 160V159L5 158V156H4V153H5V150H4ZM13 149H14V147H12V149H10V150H13ZM25 149H26V148H25ZM51 149H52V148H51ZM57 149H59L58 146H57ZM81 149H80V150H81ZM87 149H88V148H87ZM87 149H86V150H87ZM89 149H90V148H89ZM113 149H114V148H113ZM177 149H178V147H177ZM180 149H181V148H180ZM2 150H3V151H2ZM47 150H48V148H47ZM49 150H50V149H49ZM53 150H54V149H53ZM53 150H52V151H53ZM66 150H67V149H66ZM83 150H84V149H83ZM18 151H19V150H18ZM20 151H22V150L20 149ZM23 151H25V150H23ZM23 151H22L21 153H20V152H17V153H20V155L22 156ZM26 151H28V149H27ZM70 151H71V150H70ZM76 151H79V149L76 150ZM76 151H75V152H76ZM111 151H112V150H111ZM114 151H115V149H114ZM177 151H178V150H177ZM181 151H182V150H181ZM185 151H186V150H185ZM3 152H4V153H3ZM8 152H9V151H8ZM10 152H12V151H10ZM65 152H66V151H65ZM67 152H68V151H67ZM73 152H74V151H73ZM186 152H187V151H186ZM6 153H7V152H6ZM6 153H5V155L8 154V153H7V154H6ZM31 153H32V154H31ZM37 153H35V154L33 155V157L31 156V157H32V158H31L32 163H30V164L35 165V164L38 162V161H37L38 158H37V156H35ZM48 153H49V151H48ZM50 153H51V151H50ZM69 153H70V152H68V153H66V154H69ZM77 153H78V152H77ZM81 153H82V152H81ZM180 153H181V152L178 153V157H179V154H180ZM9 154H10V153H9ZM55 154H56V152H55ZM58 154H59V153H58ZM58 154H57V155H58ZM66 154H65V155H66ZM112 154H113V153H112ZM183 154H185V152H183V153L181 154V156H183ZM14 155H15V154H14ZM38 155H39V154H38ZM65 155H64V156H65ZM69 155H73L72 152H71V154H69ZM80 155H81V154H80ZM108 155H109V156H108ZM108 155H107V156L110 157L111 152L108 153ZM8 156H9V155H8ZM26 156H27V155H26ZM34 156H35V157H34ZM54 156H55V155H54ZM59 156H60V154H59ZM59 156H58V158H59ZM62 156H63V155H62ZM62 156H61V157H62ZM76 156H77V155H76ZM176 156H177V152H176ZM9 157H10V156H9ZM17 157H19V155H18ZM27 157H28V156H27ZM68 157H69V156H68ZM71 157H72V156H71ZM111 157H112V156H111ZM246 157H247V156H246ZM246 157H245V158H246ZM11 158H12V157H11ZM11 158H10V159H11ZM13 158H14V157H13ZM21 158H22V157H21ZM21 158H20V160H21ZM29 158H30V157H29ZM40 158H41V157H40ZM40 158H39V159H40ZM73 158L75 159V154H74V157H73ZM82 158H83V157H82ZM84 158H85V156H84ZM180 158H181V157H180ZM5 159H6V160H5ZM39 159H38V160H39ZM65 159H66V161H65ZM67 159H68V161L70 160V158H67V157H66V158H65V157L63 158V157H62L61 160H64L65 162H67ZM79 159H80V158H79ZM86 159H87V158H86ZM86 159H84V160H86ZM107 159H110V158H107ZM258 159H260V157H259ZM18 160H19V159H18ZM20 160H19V161H20ZM26 160H27V159H26ZM26 160H25V161H26ZM43 160H42V161H43ZM61 160H59V161H61ZM84 160H83V161H84ZM246 160H247V159H246ZM248 160H249V159H248ZM8 161H9V160H8ZM13 161H14V160H13ZM64 161H63V162H64ZM70 161H71L73 164L76 165L77 159H76V162H75V163H74V160H72V159H71ZM70 161H69V162H70ZM83 161H82V162H83ZM224 161H225V160H224ZM244 161H245V160H244ZM21 162H22V161H21ZM26 162H27V161H26ZM28 162H29V161H28ZM30 162H31V161H30ZM222 162H223V161H222ZM222 162H219V163H220V164H219L220 167L222 166V164H223V165H224V164H228V163H224V162L222 163ZM7 163H8V162H7ZM16 163H18V162H16ZM84 163H85V162H84ZM84 163H83V165H84ZM13 164H14V163H13ZM20 164H21V163H20ZM39 164H41V163H39ZM57 164H58V163H57ZM81 164H82V163H81ZM87 164H88V162H87ZM89 164H91V163H89ZM7 165H8V164H7ZM7 165H6V166H7ZM11 165H12V164H11ZM33 165H32V166H33ZM60 165H61V162H60ZM9 166H10V163H9ZM26 166H27V165H26ZM29 166H30V165H29ZM58 166H59V165H58ZM80 166H81V165H80ZM85 166H86V165H85ZM87 166H89V165H87ZM87 166H86V167H87ZM91 166H92V164H91ZM214 166H216V165H214ZM3 167H4V166H3ZM10 167H11V166H10ZM20 167H21V165H20ZM86 167H85L84 172L87 173V169H86ZM246 167H247V163H246ZM7 168H8V167H7ZM22 168H23V166H22ZM22 168H21V169H22ZM24 168H25V166H24ZM80 168H81V172H82V166H81ZM87 168H88V167H87ZM89 168H90V167H89ZM92 168H94V167L92 166ZM214 168H215V167H214ZM14 169H15V168H14ZM248 169H250L249 166H248L247 170H248ZM89 170H91V169H89ZM40 171H41L40 173L42 174V170H40ZM91 171H92V170H91ZM91 171H89V172H91ZM11 172H12V171H11ZM74 172H75V174H76V172H77L76 169H74ZM212 172H214V171H212ZM217 172H218V171H217ZM217 172H216V174H217ZM40 173H39V174H40ZM77 173H79V172H77ZM82 173H83V172H82ZM91 173H95V171H94V172H91ZM91 173H90V174H91ZM19 174H20V172H19ZM41 174H40V175H41ZM83 174H84V176H85V173H83ZM9 175H10V174H9ZM77 175H79V174H77ZM81 175H82V174H81ZM88 175H89V174H88ZM88 175H86V176H88ZM92 175H93V174H92ZM92 175H91V176H92ZM15 176H17V175L15 174ZM80 177H81V176H80ZM12 178H13V177H12ZM15 178H16V177H15ZM85 178H86V179H85ZM85 178L83 177L82 179H81V178L79 179V178L77 177V179H76V184L81 183L82 180H84V179H85V181L87 180L88 182L92 181V179H93V178L91 179L90 177H88V178L85 177ZM261 178H263V176H262ZM90 179H91V180H90ZM96 179H97V178H96ZM80 180H81V182H78V181H80ZM89 180H90V181H89ZM94 180H95V177H94ZM215 180H216V179H215ZM260 180H261V179H260ZM262 180H263V181H262ZM262 180H261V182H263V184H264V179H262ZM19 181H20V180H19ZM98 181L100 182L99 179H98ZM216 181H217V180H216ZM13 182H15V181H13ZM15 183H16V182H15ZM92 183H93V182H92ZM215 183H216V182H215ZM95 184L98 186V183H97L96 181H95ZM83 185H84V184H83ZM87 185H88V184H87ZM254 185H255L254 187H256V189H258V190H256V189H254V190L259 191L260 188H263V190H264V186H263L262 184L259 183V187H260V188H259L258 186H256V185H258V183L254 184ZM84 186H85V187H88V186H86V185H84ZM90 186H91V185H90ZM261 186H263V187H261ZM99 187H100V186H99ZM102 187H103V186H102ZM88 188H89V187H88ZM91 188H92V189H91ZM91 188H89V189H91V191H94L92 186H91ZM94 188H96V187H94ZM89 189H88V190H89ZM100 189H101V188H99L98 190L100 191ZM239 189L242 190V189H244V187H241V188H239ZM246 189H247V188H246ZM201 190H202V188L199 189V191H201ZM254 190H253V191H254ZM91 191L89 190V192H91ZM212 191H213V190H210V193L213 194L214 191H213V192H212ZM248 191H249V190H248ZM256 191H254V192H252V193L249 192L250 195H249L248 193H246V194H247V197H248V198L246 199L247 201L244 200V199L246 198V197H244V195H243V198H244V199L240 197L241 195H238V197H237V193H238V192H236V194H234V193H230L232 196L229 195V194L227 195V196H229L228 198H230L229 201H234V202L236 203V206H235V207H236L237 209L234 207L233 209H234V210L236 209V210L234 211V213L231 211V212L233 213V216H234L233 220H234L235 218H236V219H235L233 222L229 220L228 223H227V221H226L227 225L224 224V223L222 222L221 225H222L223 227H222V226L220 227V231H221L222 228L224 229L226 226H228V228H229L230 226L233 227V225H232V224H229V222H230V223H233L234 225L237 224V222H238V224H237L236 226H238V225L240 226V224L242 223V224H241L242 227L240 226V227L242 228L241 230H243L244 225H246L247 229H246L245 231L243 230V232H242V231H240V232H242V236L245 235L244 237H246V239L249 240V245H246V243L244 242V244L242 245L243 248L240 249L239 247H237V248H239V249H237L238 251H239V250L242 251V252H241V253H242V256L239 254L238 256H240V258L237 257V259H238L239 261H241V258L243 257V254H244V257H246L245 255H248L249 252H251V255H252V253L255 254V256H254V258H255V260H254L255 263L257 262L256 264H259V263L261 262V259H260L261 256L258 257V258H256V257H257L256 255H262V257L264 256V253H263L264 250L260 249V248H262V247H260V246H264V230H262V229H264V227L262 228V226H264V224H261L262 226L259 225L260 222L262 221V219H264V216H263V215H264V214H263L264 212L262 211L263 213H261V211H260V210H264V206H263V205H264V198H263L264 195L262 196V194H261V195L259 194V195H257V196H260V197L255 196L257 199H259V198L263 199V201H260V200L255 199V201L260 202L261 204L256 203V202H254V199L252 198V197H254L253 194H254ZM84 192H85V194H83V195H88V196L91 195V193H92V192H91V193L86 192L85 189H84ZM94 192H95V191H94ZM101 192H102V191H101ZM101 192H99L98 195H99V194L101 195ZM203 192H204V193H203ZM203 192H202V193H203V197H204V194H205L204 189H203ZM234 192H235V191H234ZM244 192H245V191H244ZM260 192H261V191H259L258 193H260ZM31 193H32V192H31ZM200 193H201V192H200ZM200 193L198 192V194H200ZM202 193H201V194H202ZM263 193H264V191H263ZM92 194L94 195V193H92ZM96 194H97V191H96V193H95V196H97ZM102 194H103V193H102ZM198 194L196 193V195H198ZM208 194H209V193L206 192L205 195H207V196H209V195L211 196V195H212V194H209V195H208ZM242 194H244V193H242ZM29 195H31V194H29ZM32 195H33V193H32ZM32 195H31V196H32ZM103 195H104V194H103ZM248 195H249V196H248ZM255 195H256V194H255ZM210 196H209V198H211ZM230 196H231V197H230ZM245 196H246V195H245ZM85 197H86V196H85ZM89 197H91V196H89ZM198 197H201V198H202L201 195H199ZM205 197H206V196H205ZM205 197H204V198H205ZM212 197H213V200H211L212 202H211V201H209L208 203L206 202V206H205V207H208L207 205H208L209 203H212V205H213V203L216 204L215 202H213V201H214V196H212ZM94 198H96V197H94ZM98 198H100V197H98ZM91 199H92V200H91L90 202L93 201V198H92V197H91ZM207 199H208V198H207ZM252 199H253V201H252ZM96 200H97V199H96ZM196 200H198V199H197V196H196ZM199 200H200V199H199ZM199 200H198V201H199ZM202 200H203V201H201V202H203V204H202V203H199V204H200L199 207H197V208L194 207V208H195L194 210L200 208V211L197 210V211H199V215H201V214H200V213H201V209H202V212L204 211V210H203V208H205V207H203V205H204V201H207V200H205V199H202ZM208 200H210V199H208ZM88 201H89V200H88ZM229 201H228V202H229ZM245 201H246L247 203H246ZM250 201H251V202H250ZM93 202H94V201H93ZM101 202H102V201H100V203H101ZM248 202H249V203H248ZM253 202H254V203H253ZM262 202H263V203H262ZM85 203H87L86 200H85L84 204H85ZM196 203H197V202H196ZM196 203H195V204H196ZM231 203H232V202H230V204H231ZM102 204H103V203H102ZM102 204H101V205H102ZM197 204H198V203H197ZM197 204H196V205H197ZM201 204H202V207H203V208L201 207ZM225 204H226V203H225ZM232 204L234 205V203H232ZM246 204H247L248 206H247ZM250 204H251V206H249ZM85 205H86V204H85ZM103 205H104V204H103ZM103 205L101 206L102 209H104ZM115 205H116V204H115ZM115 205H114V203H112L113 208H114ZM196 205H195V206H196ZM252 205H253V207H252ZM255 205H257V206L255 207ZM259 205H261L262 209H261V207H260ZM86 206H87V205H86ZM197 206H198V205H197ZM213 206H215V205H213ZM223 206H225V205H222V207H223ZM82 207H85V206H82ZM192 207H193V204H192ZM215 207H216V206H215ZM220 207H221V206H220ZM250 207H251V208H250ZM12 208H13V207H12ZM86 208H87V207H86ZM86 208H84V211L88 210V209H86ZM111 208H112V207H111ZM226 208H228V209H226ZM226 208H225V209H226L228 212H229V210L232 209V208L229 209L230 207H228V206H226ZM249 208H250V209H249ZM254 208H256L257 211H255ZM85 209H86V210H85ZM105 209H106V207H105ZM105 209H104V210H105ZM233 209H232V210H233ZM82 210H83V209H82ZM205 210H206V209H205ZM239 210H240V211H239ZM250 210H252V214H253V215H254L255 213L257 214V212H258V215H259L260 213H261V215H262V216L260 215V217H258L257 215H254V216H253L254 218L252 217V219L255 221L254 224H253L254 221L251 222V216H252V214H251V213L249 214V211H250ZM258 210H259V211H258ZM10 211H11V210H10ZM254 211H255V213H253ZM13 212H14V211H13ZM23 212H24V211H23ZM231 212H230V213H231ZM235 212H239V214L241 213V214H243V215H239V214H237V213H235ZM259 212H260V213H259ZM10 213H11V212H10ZM83 213H85V212H83ZM83 213H82V215H83ZM203 213H204V212H203ZM203 213H202L201 216H203ZM230 213H227L228 216H229V215L232 216V213H231V214H230ZM0 214H2V215L4 216V213H0ZM8 214H9V212H8ZM8 214H5V215H7V217H8ZM20 214H23V213H20ZM34 214H35V213H34ZM98 214L103 215L102 213H99V212H98ZM106 214H107V213H106ZM227 214L225 213L226 216H227ZM194 215H196V214H194ZM3 216H2V217H3ZM23 216H25V214H24ZM23 216L21 215L22 218H24ZM33 216H34V215H33ZM83 216H84L83 219H84V221H85V216H86V215L84 214ZM98 216H99V215H98ZM141 216H142V215H141ZM228 216H227L226 218L229 219L230 216H229V217H228ZM235 216H236V217H235ZM2 217H1V219H2ZM5 217H6V216H4L3 219H4ZM9 217H10V216H9ZM9 217H8V218H9ZM16 217H17V216H16ZM21 217H20V216L18 217V219H17V220H18V223H16L17 221L15 220V217H14V218L12 217L13 219L10 218V219H12V220H9V219L7 218L9 221L14 222V224L16 223V228L13 226V228H14L15 230H16L18 227H21L20 225L22 224V221H23ZM29 217H32V214H31V213H30ZM194 217H195V216H194ZM255 217H256V218L258 217V221L256 220ZM261 217H263V218H261ZM86 218H87V216H86ZM109 218H110V217H109ZM142 218H145V217H142ZM240 218H241V219H240ZM259 218H261L260 221H259ZM5 219H6V218H5ZM5 219L3 220L4 222H5ZM230 219H232V218L230 217ZM143 220H145V219H143ZM237 220H238V221H237ZM240 220L243 221V222H241ZM0 221H1V220H0ZM84 221H83V222H84ZM244 221H245V223H244ZM4 222H3V223H4ZM224 222H225V221H224ZM240 222H241V223H240ZM250 222H251V223H250ZM19 223H20V224H19ZM243 223H244V224H243ZM247 223H248V224H247ZM261 223H262V222H261ZM1 224H2V223H1ZM17 224H19V225H17ZM28 224H29V223H28ZM223 224H224V225H223ZM228 224H229V225H228ZM251 224H252L253 226H252ZM2 225L6 226L7 224L5 223V224H2ZM225 225H226V226H225ZM249 225H250V226H249ZM7 226H8V225H7ZM10 226L12 227L11 224H10ZM17 226H18V227H17ZM55 226H56V227H55ZM113 226H115V225H113ZM236 226H234V229H233L234 231L236 230V229H235ZM239 226H238V227H239ZM248 226H249V227H248ZM51 227H52V226H49V228H47L48 230L45 229V230H47L48 235H46V238H47V239H46V238L44 239L46 242H45V241H41L42 243L44 242V243H43L44 246L42 247L41 250L37 249V250L35 251V250H32L33 247H31V246H28V247H27V249H28V250H27V255H28L29 257L32 256L33 252L35 251V252H36V255H34V256H36L37 259H38V257L40 256V258H39L38 260H39L41 263L45 260V258H47V257H49V258L51 257V258H52V257H53L52 259H53L55 262L52 261V264H60V263H61V264H64V262H65V264H87V263H88V264H91L90 262H92V264H96V262H97L96 260H99V257L97 258V257H95L94 255H92V252H93L92 250H94V249H95V246L98 245V242H99L98 240H96L93 244H92V242H90L92 239L89 240V243H88V241H86L87 244H90V243H91L90 245H93V246H92V250H90L91 248L89 249L90 252H91V254H90V252L88 253V249H85V251L87 250L86 253H85L84 250H81V253H80V252H79L80 250H78V249L76 248V247H78V246L74 247V245L80 244V243H78L77 238H78L79 236L76 235V234H77L76 232H75V233H76L75 235H74V232H73V235H74V236H72V231H71L70 229H67V231H70L71 234H70V235H69V234H66V235H65L66 231H64L63 229H60V226H58V225H53V227H52V228H51ZM102 227H103V225H102ZM232 227L229 228V229H230L229 231H232V229H231ZM260 227H261L262 229H261ZM7 228H8V227H7ZM7 228H6V229H7ZM22 228H23V227H21V229H19V231L22 230ZM106 228H107V227H106ZM228 228H227V230H228ZM54 229H55V231H54ZM57 229H58V230H57ZM59 229H60V230H59ZM74 229H76V228H74ZM104 229H105V227H104ZM202 229H203V227H202ZM225 229H226V228H225ZM225 229H224V230H225ZM237 229H240V228H237ZM248 229H249V230H248ZM2 230H3V231H2ZM42 230H43V229H42ZM42 230H41V231H42ZM72 230H73V229H72ZM6 231H7V230H6ZM43 231H44V230H43ZM61 231H62V233H61ZM103 231H104V230H103ZM222 231H223V230H222ZM236 231H237V230H236ZM236 231H235V232H236ZM0 232H3L1 237H2V239H4L3 236H5L7 233H8L7 236H9V234H10L11 232H13V230H12V228H11V229L9 228V232H7L6 234H4L5 232H4V228H3V229H1ZM198 232H199V231H198ZM223 232H224V231H223ZM225 232H227V231L225 230ZM225 232H224V233H225ZM240 232H237L236 236H237L238 233H240ZM253 232L255 233L254 236H252V234H254ZM15 233H16V234H15ZM232 233H233V232H232ZM243 233H245V234H243ZM17 234H19V235L17 236ZM20 234H21V231H20V232H18V231H17V232H14V235H16V236H13L14 238H10V242H9V240H8L9 238H8L7 236H5L6 239L3 240V241H5L7 244H9V245L11 246V245H12V244H11V241H12V243H13V242H14L13 239H14L15 242H16V237L21 236ZM100 234H101V233H100ZM100 234H99V235H100ZM229 234H230V233H229ZM233 234H234V233H233ZM50 235H51V236H50ZM53 235H54V236H53ZM80 235H81V234H80ZM213 235H214V234H213ZM240 235H241V233H240ZM240 235H239V236H240ZM62 236H63V237H62ZM69 236H70V237H69ZM209 236H212V235L210 234ZM242 236H241V237H242ZM9 237H12V236H9ZM21 237H22V236H21ZM21 237H19V238H21ZM41 237H42V235H41ZM61 237H62V238H61ZM68 237H69V239H71L72 241L69 240V241L67 242L68 239L66 240V238H68ZM95 237H96V236H95ZM95 237H93V238H95ZM97 237H98V235H97ZM214 237H215V236H213L212 238L214 239ZM48 238H49V239H48ZM199 238H201V236H200ZM202 238H203V240L206 239V240H204L205 242L207 241V238H205L204 236H203ZM217 238H218V237H217ZM227 238H228V237H227ZM11 239H12V240H11ZM17 239H18V238H17ZM39 239H40V238H39ZM39 239H38V240H39ZM61 239H62V240H61ZM96 239H97V238H96ZM243 239H244V238H243ZM6 240H7L9 243H8ZM54 240H55V241H54ZM93 240H94V239H93ZM93 240H92V241H93ZM99 240H100V243L103 244V241H101V238H100ZM102 240H103V238H102ZM200 240H201V239H200ZM208 240H209V239H208ZM216 240H217V239H216ZM220 240H221V242H223L224 239L221 238ZM227 240L229 241L230 239H227ZM227 240H226V238H225V243H226ZM244 240H245V239H244ZM247 240H245V241L247 242ZM0 241H1V242H0V245H2V244H3V241H2V240H0ZM59 241H60V242H59ZM201 241H202V240H201ZM210 241H211V240H210ZM57 242H58L59 244H58ZM66 242H67V243H66ZM71 242H72V244H71ZM116 242H117V241H116ZM116 242H115V244L113 245L114 241H113V243H112V241H110V244L112 243L113 246H116V244H117V245L119 246V245H120V241L117 242V243H116ZM198 242L200 243V241H198ZM202 242H203V241H202ZM205 242H203L202 244H205V245H206ZM208 242H209V241H208ZM213 242H214V240H213ZM216 242H217V241H216ZM229 242H230V241H229ZM6 243H5V244H6ZM68 243L71 244V245H73V246H70ZM104 243H105V241H104ZM106 243L109 244V241H106ZM118 243H119V244H118ZM219 243H220V241L218 242V244H219ZM254 243H256V245H255ZM32 244H33L34 246H36V245H35V241H34V243H33V241H32ZM55 244H56V245H55ZM82 244H83V243H82ZM82 244H81V245H82ZM101 244H100V245H101ZM108 244H107V245H108ZM110 244H109V245H110ZM207 244H210V243H207ZM214 244H215V243H213V245H214ZM223 244H224V242H223ZM247 244H248V243H247ZM3 245H4V244H3ZM3 245H2V246H3ZM90 245H88V247H91ZM104 245H105V244H104ZM104 245H101V247H100V246H97V247H100V249H102V246H104ZM205 245H204V246H205ZM211 245H212V244H211ZM216 245H217V244H216ZM228 245H229V244H228ZM244 245L247 246V247L249 246V247H248V248H249L248 251H247L246 247H245L246 250L244 251ZM7 246H8V245H7ZM10 246H9V247H10ZM45 246H46V247H45ZM110 246H111V245H110ZM238 246H240V245H238ZM3 247L6 248V245H4ZM30 247H31V248H30ZM48 247L51 248V249H49ZM71 247H72V248H71ZM83 247L88 248V247H86V244H85V246H83ZM97 247H96V248H97ZM200 247H201V243H200ZM209 247H210V246L208 245V248H209ZM215 247H216V246H215ZM5 248H0V249L6 250L7 248H6V249H5ZM43 248H45V249L47 248L46 250H48V251H44ZM78 248H79V247H78ZM202 248H203V247H201V251H202ZM208 248H207V249H208ZM59 249H60V251H59ZM70 249H71V250H70ZM74 249H75V250H74ZM81 249H82V248H81ZM207 249L205 248V252H206V253H207ZM210 249L213 250L212 248H209V250H210ZM259 249L261 250V252H259V251H260ZM263 249H264V248H263ZM38 250H39L40 252H39ZM49 250H50L51 253H53V254H52L53 256H52L51 254H50L49 256H47V255L49 254ZM54 250H55V251H54ZM76 250H78L77 252H79L81 255H80L79 253H78V255H77V253L75 252ZM98 250H99V248H98ZM203 250H204V248H203ZM214 250H215V248H214ZM42 251H44V252H42ZM53 251H54V252H53ZM70 251L73 252V253L71 254ZM82 251H83V252H82ZM94 251H95V252H93V254H96L97 251H96V250H94ZM99 251H101V250H99ZM240 251H239V252H240ZM257 251H258L259 253H258ZM30 252H31V253H30ZM45 252H47V253L44 255ZM66 252H67L68 254H67ZM203 252H204V251H203ZM25 253H26V252H25ZM40 253H41V254H40ZM42 253H43V254H42ZM74 253H75V254H74ZM87 253H88V254H87ZM98 253H99V252H98ZM206 253H205V254H206ZM257 253H258V254H257ZM261 253H262V254H261ZM30 254H31V255H30ZM37 254H38L39 256H37ZM60 254H61V255H60ZM64 254H66L67 256L64 255ZM69 254H70V255H69ZM203 254H204V253H203ZM42 255H43V256H42ZM68 255H69V256H68ZM76 255H77V256H76ZM79 255H80V256L83 255V257H84V256H85V257H84V258H83V257H79ZM86 255H89V256H91V257L88 256L87 259H86ZM98 255H99V254H98ZM98 255H96V256H98ZM106 255H107V254H106ZM70 256H71V257H70ZM75 256H76V257H79L80 259H79V258H76ZM101 256H102V255H101ZM101 256H100V257H101ZM215 256H216V255H215ZM252 256H253V255H252ZM43 257H44V260H42ZM55 257H56L57 259H56ZM102 257H103V256H102ZM105 257H106V256H105ZM247 257H248V256H247ZM247 257H246V258H247ZM74 258H75V259H74ZM88 258H90V259H88ZM246 258H243V259L246 260ZM254 258H253V259H254ZM58 259H59V260H58ZM77 259H78V260H77ZM102 259H105V258L103 257ZM106 259H108V257H107ZM243 259H242V260H243ZM249 259H250V258H249ZM249 259L247 258V260H249ZM253 259H251V260L253 261ZM256 259H258V260H256ZM60 260H61V261H60ZM62 260H63L64 262H63ZM75 260H77V261H75ZM85 260H86V261H85ZM87 260H88V261H87ZM89 260H90V261H89ZM245 260H243V261H245ZM247 260L244 262L245 264H246ZM251 260H249V262H250ZM259 260H260V262H259ZM262 260H263V259H262ZM66 261H68V263H67ZM104 261H105V260H104ZM236 261H237V260H236ZM236 261H235V262H236ZM252 261H251V262H252ZM254 261H253V262H254ZM44 262H45V261H44ZM62 262H63V263H62ZM77 262H78V263H77ZM107 262H108V261H107ZM225 262H226V264H227V260H224V261H223V264H224ZM241 262H242V261H241ZM241 262H240V263H237V262H236V264H242L243 262H242V263H241ZM251 262H250V263H251ZM258 262H259V263H258ZM262 262H264V260H263ZM105 263H106V261H105ZM110 263H111V262H110ZM97 264H98V263H97ZM99 264H100V263H99ZM108 264H109V263H108ZM231 264H235V263H231ZM247 264H248V262H247ZM260 264H261V263H260ZM262 264H263V263H262Z\"/></svg>",
  "mask_w": 264,
  "mask_h": 264
}]
</instances>
